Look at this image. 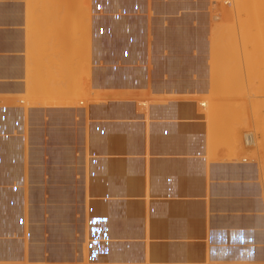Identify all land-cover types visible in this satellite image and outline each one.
<instances>
[{"label": "crops", "instance_id": "0c3cea01", "mask_svg": "<svg viewBox=\"0 0 264 264\" xmlns=\"http://www.w3.org/2000/svg\"><path fill=\"white\" fill-rule=\"evenodd\" d=\"M77 1L78 0H42V1L41 0H0V9L2 10V11L0 10V40L2 41V42L0 41V45H1L0 46V169H1L0 170V178H1L0 179V197L2 198V200L0 198V206H1L0 207L1 209L0 210V219H1L0 220V231H1L0 232V238H1L0 239L1 240L0 241V248H1L0 249V259H1L0 264H3V263L4 264H17V263L18 264H34L35 262H36L35 264H40L41 262L44 264H70V263L71 264H80V263L82 264L83 262H84L83 264H93V263L95 264H103V263L104 264L106 263L107 264L108 263L109 264H113V263L114 264L116 263L117 264H122V263L123 264L125 263L126 264H136V263L137 264H200L201 262H202L201 264H206V263L213 264V262L214 264L215 263L216 264H252V263L253 264H264V164L257 159H252L250 156H248V153H244L239 150L236 151V149L233 147L231 149V144H230L231 140L226 135L224 136L219 135L213 129H211L209 122L207 121V119H205L206 115L203 113L204 108L201 106V103L203 101H201V99L199 98L201 95H204L210 89L209 79L205 78V73L207 75L210 68L204 65L205 57L206 58L209 57V54H208L209 51L204 50L202 32L198 33V27L202 26V21H203V14H202L203 0H183V1L182 0H169V1L168 0H159V1L158 0H154V1L153 0H149V1L148 0H127V1L126 0H82V4L80 1H78L80 2L79 5H82V6L84 5L85 8L86 9L88 8L89 10L88 12L89 14L87 15V18L89 19L84 18L87 20L84 21L83 19V22L84 23L87 22V23L83 25H81V22H82L81 19L85 15L84 14L82 16L83 11L85 9L83 10L82 8H80V6H78L79 8H77L76 7V3H78ZM48 3L50 4L49 6H48ZM172 3H174V5ZM62 4H64V6ZM73 4L75 7L73 6ZM65 6L68 8V10L65 9L66 8ZM37 7L40 9H38ZM60 7L62 10L57 9ZM76 8L78 12L75 11ZM65 10H67V14H68L67 16H70V17L65 16L66 15ZM71 12H74V13L69 14ZM76 12L77 13L81 12L82 13L80 14L81 16H79V14H76ZM85 12L87 14V10L84 11V13ZM60 14L62 17H60ZM186 15H189V16H186ZM45 16L47 19L45 18ZM113 16H115L116 18ZM79 17H81L80 20H79ZM143 17H144V20H143ZM133 18H135L134 19L135 21L133 20ZM70 19L72 21H70ZM153 19L154 21H152ZM49 20H51V22H49ZM76 20H78L79 22L81 21V22L79 23ZM63 21L67 24L69 22V25L65 24ZM75 22L76 23L78 22L81 25V27L83 26L82 27L83 29L81 28V30H79V31L83 30L82 31L83 35L80 32L78 35V39L84 36L80 38L79 40L82 39L83 42L84 40L85 41L87 40L89 42V44L87 41L83 43L84 45L86 44L87 46H89V48L87 47V50H85L86 52L84 54L85 56L86 55L87 56L85 57L84 55L81 54L82 56H79V57H84V59L86 58L85 60L86 61L89 60L90 65H91L87 67L88 72H87V75H85V77L83 78L82 83L84 84V87L87 88V90L90 92L92 97L90 99H87L88 101L82 100L80 102H77L76 93H75V91L77 90V86L80 87V84H82L80 81L81 67H77V64H76V59H77L76 53L77 52H76V45L74 43L77 42L76 41L77 40V37H76L77 28L74 25L76 24ZM94 22H96L97 24ZM48 23H52V24H48ZM85 25H87L86 26L87 28H85ZM59 26L60 28L62 27L61 28L62 30H60V28H57ZM68 26H70L71 30L70 28H67ZM53 28L55 29L53 30ZM56 28L61 33L59 32L58 34ZM154 28L156 29L154 30ZM190 28L191 29L193 28V30H191ZM67 29L69 30V32L71 31L72 34L71 32L68 33ZM85 31L86 32L88 31L87 32L88 34ZM142 31H144L146 35ZM80 34L82 36H80ZM84 34L86 35L87 39L85 38ZM68 35L69 36L72 35V37L71 36L69 37ZM189 35H191V37ZM199 35H201V37ZM69 38L71 39L69 40ZM64 40L66 41V45L63 43ZM82 41H79V42L82 43ZM135 43H136V46H135ZM140 43L144 46H142ZM64 45L72 47L71 49L69 47L71 52L68 48H67L68 52H66L67 49L64 50L66 48ZM164 47H166V49ZM179 47H181L182 50ZM193 50H196V51L193 52ZM154 51H156V53ZM97 53L99 56L97 55ZM181 56L182 57L185 56L183 57L185 59H183ZM53 57L55 58L53 59ZM114 57L118 59L116 60ZM200 58H202L203 60L202 59L199 60ZM129 60L130 62H128ZM184 60H187V61H184ZM189 60L191 63L189 62ZM182 61H184V63L186 64H184ZM70 62L73 65L70 64ZM58 64L63 65V67ZM28 67L29 69L27 70ZM101 67L104 69H102ZM160 67H163V68L161 69ZM165 67L167 70L165 69ZM59 68L62 69V71ZM53 70H55V73L53 72ZM26 72H28L29 75L26 74ZM56 72L58 74H56ZM132 76L133 78H131ZM104 79H106V81ZM54 80L56 81V83H54ZM57 83L59 85L61 84L60 87L58 86ZM62 85L64 86V89L62 88ZM154 85H157V86H154ZM108 86H110V88ZM26 89L29 90L30 93ZM33 91H36V93H34ZM67 92H69V94H67ZM111 92H114V93H111ZM63 94H65L66 96L65 95L63 96ZM30 95L32 96L30 97ZM177 97H180V98H177ZM138 99L140 100L137 101ZM151 101L154 104L156 102L158 103H156L154 106ZM184 101H186L187 103ZM169 103L171 105H169ZM194 103H196V105H194ZM166 105L169 108H167ZM177 105H180V107ZM187 105H190V106H187ZM108 106H111V107H108ZM31 107L34 110H32ZM178 108L180 109V111ZM56 109L58 110L56 111ZM174 112H176V114ZM59 115L60 117H58ZM139 117L140 118L142 117V118L139 119ZM85 124L88 128L85 126ZM94 125L95 126L97 125V126L94 127ZM200 126H202L204 130L200 128ZM180 127H182L183 129V130L181 129L182 131L181 130L179 131ZM99 128L102 133L99 131ZM185 128L186 129L189 128V129L186 130ZM83 130H84V133L82 132ZM120 130L122 131V133L120 132ZM154 130L155 132H153ZM165 130L167 133L166 132L164 133ZM157 131L158 133H156ZM194 131H197V132H194ZM113 133H115V135L117 134V136H115ZM172 135H174V137ZM193 135H196L197 137ZM163 136L165 137L167 136L166 139ZM179 136L181 137L180 139H179ZM225 137L229 139L228 141L230 145H228V141H225L227 140ZM9 138L11 141L9 140ZM168 138H173V140L168 139ZM63 139L65 142L63 141ZM99 139H101L102 141ZM8 141L10 144L8 143ZM160 141H162V143ZM220 142L223 144L224 143L227 144L225 145L226 147L224 145L221 146ZM116 143L118 144L116 145ZM119 143L121 144L120 146H119ZM64 144L67 146H65ZM6 146H9L10 148ZM220 146H221V149L219 148L220 149L219 151L218 147ZM120 147L122 149V152H121V149H119ZM91 149H92V152H91ZM145 149H146V152H145ZM161 149L163 150V153ZM109 151L111 154L108 153ZM116 152L117 154H115ZM90 153H93V154H90ZM216 153H218L219 156L220 155L223 156L224 154V156L223 157L220 156L221 157L220 158L217 155L218 156L217 157ZM232 156H234V158ZM96 158L100 159L99 162H98V159ZM118 158H120L119 161H117ZM110 159L113 161H111ZM218 164L222 166L220 167ZM112 170H115V172ZM9 171H11V173ZM26 171H27V175L29 174L28 176L26 175L27 177L25 176V174H23V173H26ZM95 173L98 176H96ZM136 175L138 176L136 177ZM56 177H58L57 179L59 180H57ZM103 180H104V183H103ZM111 181H113L112 184H110ZM140 181L142 183H140ZM114 185L116 186V188ZM219 185L223 186V188ZM27 187L31 189L28 190ZM51 189L53 191H51ZM24 190L25 192H23ZM132 191L134 192V194ZM11 192L13 194H11ZM26 192H27V195H26ZM54 192L56 193L54 194ZM57 193L59 194L61 193V194L59 195ZM101 193L103 195H100ZM10 195H12L11 198L9 197ZM21 195L22 196L24 195V196L22 197ZM38 195L41 198L38 197ZM25 198L27 199L25 200ZM100 200L102 201L103 204L101 203ZM166 200L168 203H166ZM124 201L126 204L124 203ZM114 202L117 204H115ZM25 203L26 205H29V207L26 206ZM9 204L10 205L12 204V206H9ZM56 207H59V208L56 209ZM28 209H29V212L27 211ZM114 211H116V213ZM121 212L123 213V215ZM21 213L22 214L24 213L23 216ZM108 214H110V216H108ZM112 216H115V217H112ZM3 218L5 221L6 220L7 221L5 222ZM25 218L27 219V221L24 220ZM95 218H97L98 220ZM228 220L231 223H229ZM53 221H55L56 223ZM35 223H37V225ZM41 223H42V226H40ZM111 223H112V226H111ZM105 226L106 227L109 226L112 230H110V228H106ZM258 227L260 228V230ZM224 229H226V231ZM239 229L241 230L240 232L242 233L239 232ZM67 231H70V232H67ZM97 231H99L100 233ZM166 233L167 235H165ZM260 233L261 234L263 233V234L261 235ZM133 234L135 237L133 236ZM112 235L113 236L118 235V236L116 238V237H112ZM250 240H252L253 242ZM13 241L17 243L14 244ZM102 241H104L105 243ZM138 244L139 246H137ZM82 245H84V248L86 247L87 250L86 249L84 250ZM99 245L101 246L99 247ZM176 245L177 246L179 245V246L177 247ZM210 245L214 248H212ZM194 247H196V249H194ZM236 247L238 250L236 249ZM91 248L94 250H92ZM112 248H114V250ZM107 251L109 252V254H107ZM123 253L127 255H124ZM241 253L242 254L244 253V254L242 255ZM6 254L8 255L9 258L7 257ZM120 254H122V256ZM69 255L72 257H70ZM83 255L84 257L86 255L87 256L84 258L82 257ZM108 255L110 257H108ZM47 256H49V258ZM257 257L259 260L257 259ZM199 259L201 261H199Z\"/></svg>", "mask_w": 264, "mask_h": 264}, {"label": "rangeland", "instance_id": "374dc122", "mask_svg": "<svg viewBox=\"0 0 264 264\" xmlns=\"http://www.w3.org/2000/svg\"><path fill=\"white\" fill-rule=\"evenodd\" d=\"M209 1V2H208ZM253 1H256V0H252V1H244V2H241V7L244 9V10H241V14L238 15L237 13V5L235 3V0H203V10H202V14H203V20L205 21H202V26H199L198 27V33H201L203 34V44H204V50L205 51H209V57L205 58V62L204 64L206 66H208L209 68L211 67L212 70L214 71V68H215V71L212 72V71H209L208 72V76H206L205 74V78H208L209 79V82H214L213 86H210V89H209V92L205 93L204 95H202V97L200 96L199 98L202 99L201 101H205L207 102L208 104L204 107L203 111L205 113V115H207V121L209 122L210 126H212L211 128L219 135H228L227 137L232 141L234 142L232 146H236L235 149L238 151H241V152H244V153H248V156H250L252 159H257L259 161H261L263 164H264V103L261 102V99L264 98V95H262V93H260V91L262 90H259L260 88L264 87H260V82L263 83V81L261 80L262 79V76L264 75V70L262 71V69H264V58L262 59L261 57V54L264 53V16L262 15V13L264 12V7H261L264 5V0H257L256 2L258 3L256 6H257V10L255 8H253V5H255V2L254 4L252 3ZM261 1V2H260ZM248 3V5H247ZM252 3V6H250ZM262 4V5H261ZM212 7H211V6ZM206 6V7H205ZM239 7V8H241ZM250 8V9H249ZM209 9V10H207ZM247 9V10H246ZM254 9L257 11V15H255V11ZM212 10V11H211ZM240 10V9H238ZM206 11V12H205ZM245 11V13H243ZM259 11V12H258ZM211 12V13H210ZM240 12V11H239ZM247 12V14H246ZM208 13V14H207ZM261 13V14H260ZM249 14V15H248ZM264 14V13H263ZM212 15V16H211ZM248 15V16H246ZM262 16V17H261ZM240 17V18H239ZM242 18V19H241ZM261 18V19H260ZM244 19H246V25L247 27H250L251 30L253 29V34L251 36H249V32H246L247 36L244 35L245 31L243 32L244 29H242L240 27V20H241V24L242 22H244ZM250 19V20H249ZM262 20V21H260ZM261 22V23H256V22ZM78 23L75 24V27H77V42H76V46L78 48H83L84 46H87V45H84V44H80V42L78 41V26H76ZM216 24L219 26V25H223L222 27L224 28V32L222 31V33H220V29H218L219 27L216 26ZM232 24V25H231ZM258 24V26H257ZM206 25V26H204ZM210 25V26H209ZM225 25H228L226 28H225ZM243 25V28L246 29V31L248 30L247 27L245 26L244 27ZM216 27L218 30H214L215 28L213 27ZM232 26V27H231ZM80 27V26H79ZM200 28V29H199ZM228 28V29H227ZM222 29V28H221ZM232 29V31H231ZM206 30V31H205ZM250 30V29H249ZM214 31H217L216 33ZM231 34H230V32ZM235 31V32H234ZM206 32V34H204ZM227 32V33H226ZM244 34H243V33ZM217 33L219 34V36H217ZM224 34V35H222ZM226 34V35H225ZM229 34L232 36L231 38L229 37ZM228 35V37H227ZM236 35V36H235ZM221 37H222V40H221ZM225 37V38H224ZM207 41V42H206ZM223 41V42H221ZM225 41V42H224ZM207 43V44H206ZM80 44V45H79ZM81 45H84V46H81ZM206 46V47H205ZM88 47V46H87ZM86 47H84L85 49ZM89 48V47H88ZM208 48V50H207ZM77 49V48H76ZM79 49V52L80 50ZM84 49H82L84 51ZM87 50V48H86ZM224 50V51H223ZM81 51V52H83ZM217 51V52H216ZM80 52V53H81ZM256 53H261L260 54V57L259 58ZM79 53H77L78 55ZM83 54V53H82ZM250 54V55H249ZM257 55L258 58H255V56L252 57V55ZM220 55V56H219ZM246 55V56H245ZM218 56V57H217ZM248 56H251L253 59H251V57H248ZM263 56V54H262ZM220 57L222 59H220ZM250 58L251 60L249 61L250 65L249 66V63H248V58ZM81 57H80V60L79 58L76 59V64H77V67H81V79L83 80V78L85 77V75H87V72L88 70L87 67L90 66V62L89 61H86L85 59L81 62ZM215 59V60H214ZM78 60V61H77ZM218 60V61H216ZM260 60H262L260 62ZM80 61V62H79ZM229 61V62H228ZM252 61V62H251ZM226 62V65L228 63H231L232 65H238L236 66L237 68L239 67V71L237 70L236 67H232L237 70V72H240L243 74V76L241 77L242 79L244 78V80L242 82L241 79L237 80V81H233L234 82V85L233 83L230 81L231 79H233V77L235 76H232L231 72L232 71H235L234 69H232L230 67V64L227 65V67L223 66V63L225 64ZM228 62V63H227ZM82 63V64H81ZM252 63V64H251ZM261 63V64H260ZM86 64V65H85ZM263 64V65H262ZM210 65V66H209ZM261 65V66H260ZM84 66V67H83ZM86 66V68H85ZM222 66V67H221ZM228 66L230 69H232L230 72L228 69ZM247 66H249V68H247ZM219 67L218 71H217V68ZM250 67L253 68L257 75V77L255 78V81L253 79V82L254 84L250 81L249 77L251 75H254L253 74H249L248 72L250 71ZM84 70H83V69ZM210 68V69H211ZM223 68V69H222ZM222 71H221V70ZM226 69V70H225ZM249 70V71H248ZM225 71V72H224ZM218 72V73H217ZM227 72V73H226ZM236 72V71H235ZM233 72V74L235 73ZM251 72H252V69H251ZM250 72V73H251ZM262 72V73H261ZM226 73V74H224ZM231 75H230V74ZM236 74V78L239 77L237 76V73ZM241 74V75H242ZM225 75V76H224ZM229 75V79L231 77V79L229 80V82L232 83V87L230 90L228 87H231L230 83L228 84V76ZM248 75V76H247ZM250 75V76H249ZM213 76V77H212ZM256 76V75H255ZM212 77V78H211ZM217 77V78H216ZM222 77V78H221ZM227 79H226V78ZM261 79H260V78ZM240 78V77H239ZM258 78V79H257ZM264 78V76H263ZM80 79L81 83H82V80ZM257 79V80H256ZM234 80V79H233ZM236 80V79H235ZM249 80V81H248ZM236 82V83H235ZM243 82L245 83L244 85ZM252 83V84H251ZM256 83V84H255ZM240 84V85H239ZM82 85L84 84H80V87H77V93H76V100L77 102H80L82 100H87V99H90L92 96L90 94V92L87 90V88L83 87ZM229 85V86H228ZM255 85V86H254ZM223 86V87H222ZM238 86H239V90L238 89ZM243 86V89L241 87ZM253 86V87H252ZM258 86V93L256 92L255 90V87ZM218 87V88H217ZM222 87V88H220ZM212 88V89H211ZM228 89V90H227ZM254 91H253V90ZM232 90V91H231ZM239 90V91H237ZM247 90V91H246ZM88 91V92H86ZM225 91H228V93ZM237 92V93H235ZM239 92V93H238ZM244 92V93H243ZM253 92V93H252ZM255 92V94H254ZM87 93V94H85ZM212 93H216L217 94V98L216 95L214 97V94ZM82 94V95H81ZM219 94V95H218ZM229 94V95H227ZM243 94V95H242ZM260 94V95H259ZM264 94V93H263ZM209 95V96H208ZM256 95V96H255ZM259 95V96H258ZM204 96V97H203ZM207 96V97H206ZM233 98H232V97ZM240 96V97H239ZM252 96V97H251ZM258 96V97H257ZM212 97V98H211ZM214 97V98H213ZM222 97V98H221ZM249 97V98H248ZM257 98V99H256ZM259 98V99H258ZM211 99H216L217 102L219 103H224V104H227L228 107H229V110L233 111V115H229L227 118L225 117H222L223 122H220L221 119H218L220 120L218 123H215V121L211 120L208 118V113L206 114V112L209 111V107L210 106V100ZM219 99V100H218ZM225 99V102H223V100ZM235 99V100H233ZM237 99L239 101H237ZM253 99V101H252ZM230 102H227L229 101ZM232 100V101H231ZM214 101V100H212ZM234 101V102H233ZM236 101V102H235ZM260 101V102H259ZM215 102V101H214ZM213 102V103H214ZM242 102H245V104L243 105ZM254 102V103H253ZM258 102V103H256ZM212 103V104H213ZM231 104V105H230ZM233 104V105H232ZM237 104L239 106H237ZM243 105L246 106L243 108H241ZM232 106V107H230ZM248 106V107H247ZM241 109H239V108ZM231 108V109H230ZM233 108V109H232ZM239 109V111L241 110L242 113H237V110ZM247 110V111H246ZM237 113V114H242V118L238 117L240 119V121L242 120V122L240 123H236L238 121V118L236 117V115L234 114ZM246 114L247 112V115ZM231 113V112H230ZM245 115V116H244ZM233 117V118H232ZM217 118V117H216ZM237 119L236 121L234 120L235 124H236V127L233 126L234 122L233 119ZM230 119V120H229ZM250 119V120H249ZM214 120H217V119H214ZM232 120V121H231ZM245 120V121H244ZM248 120V121H247ZM247 121V122H246ZM232 122L231 124V127H230V123ZM220 124V125H219ZM234 124V125H235ZM241 124V126H240ZM246 124V125H245ZM214 125V126H213ZM243 125V126H242ZM245 125V126H244ZM218 129H216L215 128ZM234 128H233V127ZM240 126V127H239ZM223 129L222 132H219L221 128ZM231 128V129H230ZM241 128H243V130H241ZM227 130V131H226ZM236 131V134L235 132L233 133V136L231 134V131ZM242 131V132H241ZM229 132V134H228ZM245 132H252L254 133L255 135V138H256V141L255 143L250 146V147H245L244 144H243V135ZM226 133V134H225ZM231 134V135H230ZM235 134V135H234ZM239 135V136H238ZM230 136V137H229ZM236 136V138H235ZM232 138L234 140H232ZM240 143H239V142ZM236 144V145H235Z\"/></svg>", "mask_w": 264, "mask_h": 264}, {"label": "bare ground", "instance_id": "6f19581e", "mask_svg": "<svg viewBox=\"0 0 264 264\" xmlns=\"http://www.w3.org/2000/svg\"><path fill=\"white\" fill-rule=\"evenodd\" d=\"M41 1H42V0H41ZM78 1H80L81 4H82V0H78ZM78 1H77V2H78ZM126 1H127V0H126ZM148 1H149V0H148ZM153 1H154V0H153ZM158 1H159V0H158ZM168 1H169V0H168ZM182 1H183V0H182ZM214 1H216V0H214ZM244 1H245V0H235V3H236V5H237V13H238V15L241 14V10H244V9L240 6V5H241V2H244ZM246 1H249V0H246ZM250 1H252V0H250ZM256 1H257V0H256ZM256 1H253V2H252L253 4H254V2H255V5H253V8H255V9L257 8L256 5L259 3V2L257 3ZM28 2H29V1H28ZM62 2H64V1H62ZM80 2L76 3V7L79 8L78 6H80V8H82L83 10L85 9L84 11L87 10V14H86V12L84 13V11H83L82 9H81V10L83 11V14H82L81 12H80V13H77V12H78V11H77V8L75 9V11H77L76 14H79V16H81L80 14H82V16H83L84 14L86 15V17H85V15H84L83 18L81 19L82 22L80 21V22H81V25H83V24H86V23H87V22L84 23V22H83V19H84V18H87V15L89 14V13H88L89 10H88V8L86 9L84 5H83L84 7H83L82 5H79ZM115 2H116V1H115ZM176 2H177V1H176ZM176 2H175V3H176ZM189 2H190V1H189ZM200 2H201V1H200ZM208 2H209V1H208ZM260 2H261V1H260ZM18 3H19V2H18ZM25 3H26V2H25ZM118 3H119V2H118ZM118 3H117V4H118ZM129 3H130V2H129ZM244 3H245V2H244ZM252 3H251L250 6H252ZM29 4H30V3H29ZM45 4H46V3H45ZM55 4H56V3H55ZM64 4H65V3H64ZM64 4H62V5L64 6ZM145 4H146V3H145ZM148 4H149V3H148ZM172 4L174 5V3H172ZM245 4H246V3H245ZM49 5H50V4L48 3V6H49ZM127 5H128V4H127ZM180 5H181V4H180ZM187 5H188V4H187ZM247 5H248V3H247ZM261 5H262V4H261ZM31 6H32V5H31ZM46 6H47V5H46ZM73 6H74V4H73ZM122 6H123V5H122ZM131 6H132V5H131ZM135 6H136V5H135ZM148 6H149V5H148ZM210 6H211V5H210ZM15 7H16V6H15ZM44 7H45V6H44ZM53 7H54V6H53ZM65 7H66V6H65ZM74 7H75V6H74ZM107 7H108V6H107ZM116 7H117V6H116ZM156 7H157V6H156ZM156 7H155V8H156ZM184 7H185V6H184ZM194 7H196V6H194ZM205 7H206V6H205ZM211 7H212V6H211ZM239 7H241V8H239ZM261 7H264V5L261 6ZM9 8H10V7H9ZM37 8H38V7H37ZM50 8H52V7H50ZM55 8H56V6H55ZM123 8H125V7H123ZM130 8H131V7H130ZM137 8H138V7H137ZM157 8H158V7H157ZM157 8H156V9H157ZM177 8H178V7H177ZM188 8H189V7H188ZM38 9H40V8H38ZM57 9H61V7H60V8H57ZM65 9L68 10L67 7H66ZM165 9H166V8H165ZM238 9H240V10H238ZM249 9H250V8H249ZM255 9H254V11H255V15H257V14H256V13H257V11H256L257 9H256V10H255ZM0 10H1V9H0ZM41 10H42V9H41ZM52 10H53V9H52ZM61 10H62V9H61ZM67 10H65V14H66L65 16L68 15V14H67ZM73 10H74V9H73ZM79 10H80V9H79ZM134 10H135V9H134ZM148 10H149V9H148ZM152 10H153V9H152ZM159 10H160V9H159ZM207 10H209V9H207ZM246 10H247V9H246ZM1 11H2V10H1ZM154 11H155V10H154ZM182 11H183V10H182ZM211 11H212V10H211ZM239 11H240V12H239ZM263 11H264V10H263ZM9 12H10V11H9ZM13 12H14V11H13ZM38 12H39V11H38ZM42 12H43V11H42ZM44 12H45V11H44ZM49 12H50V11H49ZM69 12H70V11H69ZM122 12H123V11H122ZM157 12H158V11H157ZM163 12H164V11H163ZM185 12H186V11H185ZM192 12H193V11H192ZM205 12H206V11H205ZM258 12H259V11H258ZM59 13H60V12H59ZM59 13H58V14H59ZM73 13H74V12H71V13H69V14H73ZM139 13H140V12H139ZM150 13H151V12H150ZM210 13H211V12H210ZM243 13H245V11H244ZM263 13H264V12H263ZM263 13H262V15L264 16ZM117 14H118V13H117ZM135 14H136V13H135ZM159 14H160V13H159ZM167 14H168V13H167ZM176 14H177V13H176ZM187 14H188V13H187ZM193 14H194V13H193ZM207 14H208V13H207ZM246 14H247V12H246ZM260 14H261V13H260ZM6 15H7V14H6ZM12 15H13V14H12ZM19 15H20V14H19ZM43 15H44V14H43ZM115 15H116V14H115ZM118 15H119V14H118ZM132 15H133V14H132ZM148 15H149V14H148ZM191 15H192V14H191ZM199 15H200V14H199ZM248 15H249V14H248ZM248 15H246V16H248ZM46 16H47V14H46ZM46 16H45V18H46ZM150 16H151V14H150ZM154 16H155V15H154ZM184 16H185V15H184ZM186 16H189V15H186ZM211 16H212V15H211ZM239 16H240V15H239ZM42 17H44V16H42ZM53 17H54V16H53ZM60 17H62L61 14H60ZM67 17H70V16H67ZM93 17H94V16H93ZM113 17H115V16H113ZM119 17H120V16H119ZM248 17H249V16H248ZM261 17H262V16H261ZM14 18H15V17H14ZM14 18H13V19H14ZM39 18H40V17H39ZM80 18H81V17H79V20H80ZM115 18H116V17H115ZM123 18H124V17H123ZM125 18H126V17H125ZM141 18H142V17H141ZM165 18H166V17H165ZM172 18H173V17H172ZM239 18H240V17H239ZM4 19H5V18H4ZM4 19H3V20H4ZM13 19H12V20H13ZM46 19H47V18H46ZM62 19H63V18H62ZM62 19H61V20H62ZM65 19H66V18H65ZM87 19H89V18H87ZM87 19H84V21L87 20ZM111 19H112V18H111ZM134 19H135V18H133V20H134ZM136 19H138V18H136ZM167 19H168V18H167ZM174 19H175V18H174ZM186 19H187V18H186ZM193 19H194V18H193ZM200 19H202V18H200ZM241 19H242V18H241ZM260 19H261V18H260ZM55 20H56V19H55ZM68 20H69V19H68ZM121 20H122V19H121ZM143 20H144V17H143ZM157 20H158V19H157ZM183 20H184V19H183ZM189 20H190V19H189ZM205 20H206V19H205ZM205 20H203V21H205ZM249 20H250V19H249ZM42 21H43V20H42ZM56 21H57V20H56ZM65 21H66V20H65ZM70 21H72V20L70 19ZM76 21H78V20H76ZM93 21H94V20H93ZM116 21H117V20H116ZM134 21H135V20H134ZM138 21H139V20H138ZM147 21H148V20H147ZM152 21H154V19H153ZM166 21H167V20H166ZM186 21H188V20H186ZM260 21H262V20H260ZM49 22H51V20H49ZM63 22H64V21H63ZM78 22H79V21H78ZM78 22H77V23H78ZM80 22H79V23H80ZM88 22H89V20H88ZM157 22H158V21H157ZM173 22H174V21H173ZM197 22H198V21H197ZM255 22H256V21H255ZM54 23H55V22H54ZM58 23H60V22H58ZM61 23H62V22H61ZM64 23H65V22H64ZM75 23H76V22H75ZM79 23H78V24H79ZM94 23H96V22H94ZM137 23H138V22H137ZM141 23H142V22H141ZM182 23H184V22H182ZM199 23H200V22H199ZM199 23H198V24H199ZM256 23L259 24V23H261V22H256ZM262 23H264V22H262ZM48 24H52V23H48ZM65 24H67V23H65ZM78 24H77L76 26H78V29L80 28L79 30H81V28H82L83 26L81 27V25H80V24L78 25ZM88 24H89V23H88ZM88 24H87V25H88ZM96 24H97V23H96ZM144 24H145V23H144ZM200 24H201V23H200ZM244 24H246V19H244V22H242V24H241V20H240V27H241L242 29H244L243 32L245 31V32H244L245 34H244L243 32H242V33H243L244 35L247 36L246 32H249V31H250V32H249V33H250L249 36H251V35L254 33V32H253V29L251 30L250 27H247V26L244 25ZM258 24H257V26H258ZM46 25H47V24H46ZM62 25H63V24H62ZM62 25H61V26H62ZM67 25H69V22H68ZM74 25H75V24H74ZM87 25H85V28H87V27H86ZM122 25H123V24H122ZM152 25H153V24H152ZM190 25H191V24H190ZM231 25H232V24H231ZM243 25H244V27H245V26L247 27V29H248L247 31H246L245 28H243ZM1 26H2V25H1ZM44 26H45V25H44ZM51 26H52V25H51ZM79 26H80V27H79ZM113 26H114V25H113ZM141 26H142V25H141ZM143 26H144V25H143ZM153 26H154V25H153ZM204 26H206V25H204ZM209 26H210V25H209ZM216 26L219 27L218 29H220V30H219L220 33H222V31L224 32V28L222 27L223 25H219V26H218V25L216 24ZM227 26H228V25H225V28H226ZM47 27H48V26H47ZM52 27H53V26H52ZM52 27H51V28H52ZM166 27H167V26H166ZM172 27H173V26H172ZM184 27H185V26H184ZM184 27H183V28H184ZM206 27H207V26H206ZM231 27H232V26H231ZM45 28H46V27H45ZM57 28H60V26L57 27ZM57 28H56V29H57ZM61 28H62V27H61ZM61 28H60V30H62ZM67 28H70V26H68ZM72 28H73V27H72ZM76 28H77V27H76ZM85 28H84V29H85ZM136 28H137V27H136ZM146 28H147V27H146ZM148 28H149V27H148ZM152 28H153V27H152ZM157 28H158V27H157ZM159 28H160V27H159ZM169 28H170V27H169ZM213 28H215L214 30H218L215 26H214ZM221 28H222V29H221ZM54 29H55V28H53V30H54ZM64 29H65V27H64ZM74 29H75V28H74ZM82 29H83V28H82ZM117 29H118V28H117ZM155 29H156V28H154V30H155ZM185 29H186V28H185ZM190 29H191V28H190ZM199 29H200V28H199ZM227 29H228V28H227ZM249 29H250V30H249ZM38 30H39V29H38ZM50 30H51V29H50ZM67 30H68V29H67ZM70 30H71V28H70ZM87 30H88V29H87ZM122 30H123V29H122ZM128 30H129V29H128ZM141 30H142V29H141ZM165 30H166V29H165ZM191 30H193V28H192ZM51 31H52V30H51ZM55 31H56V30H55ZM82 31H83V30H82ZM82 31H78V32H79V33H80V32L82 33ZM114 31H115V30H114ZM129 31H130V30H129ZM132 31H133V30H132ZM132 31H131V32H132ZM144 31H145V30H144ZM144 31H142V32L144 33ZM146 31H147V30H146ZM174 31H175V30H174ZM184 31H185V30H184ZM205 31H206V30H205ZM231 31H232V29H231ZM53 32H54V31H53ZM57 32H58V34H59L60 31H58V29H57ZM70 32H71V31H70ZM70 32H69V30H68V33H70ZM74 32H75V30H74ZM85 32H86V31H85ZM87 32H88V31H87ZM87 32H86V33H87ZM190 32H191V31H190ZM214 32L216 33L217 31H214ZM229 32H230V31H229ZM234 32H235V31H234ZM45 33H46V32H45ZM47 33H48V32H47ZM60 33H61V32H60ZM62 33H63V32H62ZM79 33H78V35H79ZM135 33H136V32H135ZM139 33H140V32H139ZM146 33H147V32H146ZM158 33H159V31H158ZM161 33H162V32H161ZM165 33H166V32H165ZM181 33H182V32H181ZM226 33H227V32H226ZM71 34H72V32H71ZM76 34H77V33H76ZM87 34H88V33H87ZM133 34H134V33H133ZM144 34H145V33H144ZM150 34H151V33H150ZM152 34H153V33H152ZM182 34H183V33H182ZM194 34H196V33H194ZM204 34H206V32H205ZM230 34H231V32H230ZM230 34H229V37L231 38V37H232V36H231L232 34H231V35H230ZM26 35H27V34H26ZM42 35H43V34H42ZM48 35H49V34H48ZM60 35H61V34H60ZM82 35H83V33H82ZM82 35L80 34V36H82ZM84 35H85V34H84ZM94 35H95V34H94ZM97 35H98V34H97ZM109 35H110V34H109ZM145 35H146V34H145ZM153 35H154V34H153ZM168 35H169V34H168ZM168 35H167V36H168ZM222 35H224V34H222ZM225 35H226V34H225ZM68 36H69V35H68ZM70 36L72 37V35H70ZM70 36H69V37H70ZM80 36H79V37H80ZM98 36H99V35H98ZM100 36H101V35H100ZM114 36H115V35H114ZM141 36H142V35H141ZM150 36H151V35H150ZM169 36H170V35H169ZM185 36H186V35H185ZM189 36L191 37V35H189ZM199 36L201 37V35H199ZM202 36H203V35H202ZM217 36H219L218 33H217ZM235 36H236V35H235ZM58 37H59V36H58ZM64 37H65V35H64ZM76 37H77V35H76ZM82 37H84V36H82ZM82 37H80V38H82ZM94 37H95V36H94ZM137 37H138V36H137ZM155 37H156V36H155ZM171 37H172V36H171ZM200 37H199V38H200ZM227 37H228V35H227ZM229 37H228V38H229ZM1 38H2V37H1ZM48 38H49V37H48ZM61 38H63V37H61ZM80 38H79V39H80ZM85 38H86V35H85ZM96 38H97V37H96ZM143 38H144V37H143ZM174 38H175V37H174ZM178 38H179V37H178ZM183 38H184V37H183ZM183 38H182V39H183ZM187 38H188V37H187ZM224 38H225V37H224ZM6 39H7V38H6ZM9 39H10V38H9ZM52 39H53V37H52ZM59 39H60V38H59ZM70 39H71V38H69V40H70ZM73 39H74V38H73ZM73 39H72V40H73ZM79 39H78V41H82V39H81V40H79ZM83 39H84V38H83ZM86 39H87V38H86ZM88 39H89V38H88ZM117 39H118V37H117ZM150 39H151V38H150ZM62 40H63V39H62ZM65 40H67V39H65ZM65 40H64L63 43L66 45V41H65ZM97 40H98V39H97ZM135 40H136V39H135ZM135 40H134V41H135ZM202 40H203V38H202ZM221 40H222V37H221ZM0 41H1V40H0ZM17 41H18V40H17ZM19 41H20V40H19ZM76 41H77V40H76ZM76 41H75V42H76ZM86 41H87V40H86ZM86 41L84 40V42H86ZM148 41H149V40H148ZM159 41H160V40H159ZM167 41H168V40H167ZM180 41H181V40H180ZM190 41H191V40H190ZM1 42H2V41H1ZM69 42H70V41H69ZM84 42L82 41V43H80V44H83ZM87 42H88V41H87ZM97 42H98V41H97ZM121 42H122V41H121ZM132 42H133V41H132ZM143 42H144V41H143ZM192 42H193V40H192ZM199 42H200V41H199ZM201 42H202V41H201ZM203 42H204V41H203ZM206 42H207V41H206ZM221 42H223V41H221ZM224 42H225V41H224ZM9 43H10V42H9ZM19 43H20V42H19ZM61 43H62V42H61ZM77 43H78V42H77ZM118 43H119V42H118ZM136 43H137V42H136ZM136 43H135V46H136ZM146 43H147V42H146ZM154 43H155V42H154ZM161 43H162V41H161ZM177 43H178V42H177ZM25 44H26V43H25ZM71 44H73V43H71ZM74 44H76V43H74ZM80 44H79V45H80ZM88 44H89V42H88ZM120 44H121V43H120ZM133 44H134V43H133ZM140 44H141V43H140ZM166 44H167V43H166ZM169 44H170V43H169ZM169 44H168V45H169ZM172 44H173V43H172ZM172 44H171V45H172ZM183 44H184V43H183ZM206 44H207V43H206ZM65 45H64V46H65ZM69 45H70V44H69ZM85 45H86V44H85ZM98 45H100V44H98ZM114 45H115V44H114ZM141 45H142V44H141ZM149 45H150V44H149ZM156 45H157V44H156ZM0 46H1V45H0ZM8 46H9V45H8ZM10 46H11V44H10ZM17 46H18V45H17ZM46 46H47V45H46ZM70 46H71V45H70ZM70 46H65L66 48H65L64 50H66L67 48L69 49ZM73 46H74V45H73ZM81 46H84V45H81ZM138 46H139V45H138ZM142 46H144V45H142ZM142 46H141V47H142ZM158 46H159V44H158ZM173 46H174V45H173ZM176 46H177V45H176ZM199 46H200V45H199ZM201 46H202V45H201ZM20 47H21V46H20ZM84 47L87 48V46H84ZM84 47H83L82 49H84ZM88 47H89V46H88ZM141 47H140V48H141ZM169 47H170V46H169ZM171 47H172V46H171ZM203 47H204V46H203ZM205 47H206V46H205ZM56 48H58V47H56ZM63 48H64V47H63ZM71 48H72V47H70V49H71ZM76 48H77V49H76V52L79 53L78 55H77V53H76V57H77V59L79 58V60H80V57H79V56H82V55L85 54V52H86V51H85L86 48L84 49V51H83L81 48H78L77 46H76ZM119 48H120V47H119ZM135 48H136V47H135ZM149 48H150V47H149ZM158 48H159V47H158ZM158 48H157V49H158ZM164 48L166 49V47H164ZM179 48L181 49V47H179ZM189 48H190V47H189ZM18 49H19V48H18ZM47 49H48V48H47ZM68 49H67L66 52H68ZM70 49H69V50H70ZM79 49H81L80 52H81V51H83V52L80 53V52H79ZM143 49H144V48H143ZM44 50H45V49H44ZM153 50H154V49H153ZM158 50H159V49H158ZM181 50H182V49H181ZM187 50H188V49H187ZM201 50H202V49H201ZM207 50H208V48H207ZM3 51H4V50H3ZM16 51H17V50H16ZM26 51H27V50H26ZM88 51H89V50H88ZM88 51H87V52H88ZM126 51H127V50H126ZM194 51H196V50H193V52H194ZM223 51H224V50H223ZM70 52H71V50H70ZM114 52H115V51H114ZM144 52H145V51H144ZM147 52H148V51H147ZM154 52L156 53V51H154ZM169 52H170V51H169ZM179 52H180V51H179ZM202 52H203V51H202ZM216 52H217V51H216ZM5 53H6V52H5ZM82 53H83V54H82ZM126 53H127V52H126ZM130 53H131V52H130ZM157 53H158V52H157ZM159 53H160V51H159ZM164 53H165V52H164ZM185 53H186V52H185ZM189 53H190V52H189ZM205 53H206V52H205ZM1 54H2V53H1ZM81 54H82V55H81ZM93 54H94V52H93ZM109 54H110V53H109ZM120 54H121V53H120ZM148 54H149V53H148ZM198 54H199V52H198ZM208 54H209V53H208ZM210 54H211V53H210ZM210 54H209V55H210ZM256 54L259 55V56H258L259 58H261V57H262V59L264 58V53H262L263 56H262V54L260 53V54H261V57H260V54H259V53H256ZM4 55H5V54H4ZM56 55H57V54H56ZM97 55H98V53H97ZM107 55H108V54H107ZM130 55H131V54H130ZM130 55H129V56H130ZM146 55H147V54H146ZM153 55H154V54H153ZM165 55H166V54H165ZM169 55H170V54H169ZM187 55H188V54H187ZM206 55H207V54H206ZM249 55H250V54H249ZM257 55L255 56V55L253 54L252 57L255 56V58H258ZM84 56H85V55H84ZM86 56H87V55H86ZM86 56H85V57H86ZM92 56H93V55H92ZM98 56H99V55H98ZM131 56H132V55H131ZM160 56H162V55H160ZM179 56H180V55H179ZM219 56H220V55H219ZM245 56H246V55H245ZM107 57H108V56H107ZM149 57H150V56H149ZM149 57H148V58H149ZM156 57H157V56H156ZM181 57H182V56H181ZM183 57H185V56H183ZM183 57H182V58H183ZM196 57H197V56H196ZM217 57H218V56H217ZM248 57H251V56H248ZM248 57H247V58H248ZM252 57H251V59L254 58V57H253V58H252ZM54 58H55V57H53V59H54ZM58 58H59V57H58ZM81 58H82V59H81V62H82V61L84 60V57H81ZM93 58H94V57H93ZM95 58H96V57H95ZM114 58H115V57H114ZM120 58H121V57H120ZM173 58H174V57H173ZM186 58H187V57H186ZM189 58H190V57H189ZM205 58H206V57H205ZM15 59H16V58H15ZM46 59H47V58H46ZM56 59H57V58H56ZM85 59H86V58H85ZM115 59H116V58H115ZM117 59H118V58H117ZM117 59H116V60H117ZM160 59H161V58H160ZM177 59H178V58H177ZM183 59H185V58H183ZM191 59H192V58H191ZM201 59H202V58H200L199 60H201ZM220 59H222V58L220 57ZM248 59H249V60H248V63H249V61H250L251 59H250V58H248ZM44 60H45V59H44ZM153 60H154V59H153ZM158 60H159V58H158ZM161 60H162V59H161ZM181 60H182V59H181ZM202 60H203V59H202ZM214 60H215V59H214ZM45 61H46V60H45ZM60 61H61V60H60ZM77 61H78V60H77ZM88 61H89V60H88ZM132 61H133V60H132ZM134 61H136V60H134ZM154 61H155V60H154ZM184 61H187V60H184ZM184 61H182V62L184 63ZM191 61H192V60H191ZM216 61H218V60H216ZM261 61H262V60H260V62H261ZM48 62H49V61H48ZM79 62H80V61H79ZM117 62H118V61H117ZM128 62H130V60H129ZM128 62H127V63H128ZM152 62H153V61H152ZM156 62H157V60H156ZM156 62H155V63H156ZM168 62H169V60H168ZM172 62H174V61H172ZM189 62H190V60H189ZM228 62H229V61H228ZM228 62H227V63H228ZM251 62H252V61H251ZM6 63H7V62H6ZM42 63H43V62H42ZM51 63H52V62H51ZM55 63H56V62H55ZM105 63H106V62H105ZM122 63H123V62H122ZM124 63H125V62H124ZM190 63H191V62H190ZM205 63H206V62H205ZM70 64H72V63L70 62ZM81 64H82V63H81ZM133 64H134V63H133ZM133 64H131V65H133ZM136 64H137V63H136ZM136 64H135V65H136ZM163 64H164V63H163ZM168 64H169V63H168ZM184 64H186V63H184ZM187 64H188V63H187ZM194 64H196V63H194ZM228 64H230V67H231L232 69H234L233 67L238 66V65H232L231 63H228ZM228 64H227V65H228ZM251 64H252V63H251ZM260 64H261V63H260ZM263 64H264V62H263ZM263 64H262V65H263ZM8 65H9V64H8ZM47 65H48V64H47ZM49 65H50V64H49ZM58 65H61V64H58ZM72 65H73V64H72ZM85 65H86V64H85ZM128 65H129V64H128ZM190 65H191V64H190ZM192 65H193V63H192ZM200 65H201V63H200ZM204 65H205V64H204ZM227 65H226V62H225V64L223 63V66H225V67H227ZM231 65H232L233 67H232ZM27 66H28V65H27ZM31 66H32V64H31ZM44 66H45V65H44ZM61 66L63 67V65H61ZM61 66H60V67H61ZM90 66H91V65H90ZM165 66H166V64H165ZM205 66H206V65H205ZM209 66H210V65H209ZM249 66H251L250 63H249ZM249 66H247V68H249ZM260 66H261V65H260ZM263 66H264V65H263ZM13 67H14V66H13ZM50 67H51V66H50ZM55 67H56V66H55ZM57 67H58V66H57ZM83 67H84V66H83ZM107 67H108V66H107ZM157 67H158V65H157ZM185 67H186V66H185ZM185 67H184V68H185ZM190 67H191V66H190ZM192 67H193V66H192ZM201 67H202V66H201ZM221 67H222V66H221ZM14 68H15V67H14ZM46 68H47V67H46ZM85 68H86V66H85ZM92 68H93V67H92ZM101 68H102V67H101ZM101 68H100V69H101ZM160 68L162 69L163 67H160ZM184 68H183V69H184ZM208 68H209V67H208ZM210 68H211V67H210ZM236 68H237V67H236ZM236 68H235V69H236ZM253 68H254V67H253ZM253 68L250 67V71L248 70V71H249L248 73H249L250 75L254 73V75H251V76L249 75V76H250V77H249L250 81L254 84L253 79H254V81H255V78L257 77L258 74H256L257 72H256V73L254 72L255 70H254ZM28 69H29V67L27 68V70H28ZM30 69H31V67H30ZM49 69H51V68H49ZM55 69H56V68H55ZM59 69H60V68H59ZM82 69H83V68H82ZM87 69H88V68H87ZM87 69H86V70H87ZM100 69H99V70H100ZM102 69H104V68H102ZM108 69H109V68H108ZM108 69H107V70H108ZM130 69H131V68H130ZM165 69H166V67H165ZM178 69H179V68H178ZM185 69H186V68H185ZM218 69H219V67L217 68V71H218ZM222 69H223V68H222ZM228 69H230L229 66H228ZM232 69H230L229 72H230ZM235 69H234V70H235ZM239 69H240V68L238 67L237 70L239 71ZM251 69H252V72H251ZM60 70L62 71V69H60ZM64 70H65V69H64ZM83 70H84V69H83ZM93 70H94V69H93ZM93 70H92V71H93ZM139 70H141V69H139ZM154 70H155V69H154ZM166 70H167V69H166ZM180 70H181V69H180ZM194 70H196V69H194ZM203 70H204V69H203ZM220 70H221V69H220ZM225 70H226V69H225ZM237 70H235L236 72H235V71H232L231 74H232V76H234V75L236 76L235 73H237V76H239L240 78H239V77L236 78V77L234 76V77H233L234 80L231 79V77H230V79H231V80H230V79H229V75H227V76H228V84L230 83V85H231V87H228L229 90H230L231 88H233V87H232V86L234 85V82H233V81H237V80L241 79L240 82H242V81L244 80V78H243V79L241 78V77L243 76V74L241 73V71H240V72H237ZM240 70H241V69H240ZM263 70H264V69H262V71H263ZM65 71H66V70H65ZM78 71H79V70H78ZM105 71H106V70H105ZM105 71H104V72H105ZM108 71H109V70H108ZM123 71H124V70H123ZM131 71H132V70H131ZM155 71H156V70H155ZM159 71H160V70H159ZM159 71H158V72H159ZM168 71H169V69H168ZM184 71H185V70H184ZM191 71H192V70H191ZM191 71H190V72H191ZM197 71H199V70H197ZM207 71H208V69H207ZM209 71L214 72V71H215V68H214V71L212 70V68L209 69ZM221 71H222V70H221ZM53 72L55 73V70H53ZM59 72H60V71H59ZM67 72H68V71H67ZM95 72H96V71H95ZM111 72H112V71H111ZM132 72H133V71H132ZM224 72H225V71H224ZM233 72H235V73L233 74ZM250 72H251V73H250ZM263 72H264V71H263ZM184 73H185V72H184ZM217 73H218V72H217ZM226 73H227V72H226ZM226 73H224V74H226ZM261 73H262V72H261ZM26 74L29 75L28 72H26ZM56 74H58V73L56 72ZM91 74H92V73H91ZM96 74H97V73H96ZM137 74H138V73H137ZM157 74H158V73H157ZM157 74H156V75H157ZM191 74H192V73H191ZM205 74H206V73H205ZM229 74H230V73H229ZM231 74H230V75H231ZM241 74H242V75H241ZM54 75H55V74H54ZM66 75H67V74H66ZM134 75H136V74H134ZM172 75H173V74H172ZM184 75H185V74H184ZM198 75H199V74H198ZM201 75H202V74H201ZM255 75H256V76H255ZM7 76H8V75H7ZM58 76H59V75H58ZM95 76H96V75H95ZM149 76H150V75H149ZM160 76H161V75H160ZM176 76H177V75H176ZM193 76H194V75H193ZM206 76H208V75H206ZM224 76H225V75H224ZM247 76H248V75H247ZM263 76H264V75H263ZM263 76H262V79H261L260 77H259V78H260V79L263 81V83H264V78H263ZM38 77H39V75H38ZM56 77H57V75H56ZM64 77H65V76H64ZM67 77H68V76H67ZM80 77H81V76H80ZM96 77H97V76H96ZM107 77H108V76H107ZM117 77H119V76H117ZM183 77H184V76H183ZM198 77H199V76H198ZM212 77H213V76H212ZM212 77H211V78H212ZM243 77H244V76H243ZM12 78H13V77H12ZM58 78H59V77H58ZM58 78H57V79H58ZM131 78H133V76H132ZM137 78H138V77H137ZM144 78H145V77H144ZM148 78H149V77H148ZM180 78H181V77H180ZM216 78H217V77H216ZM221 78H222V77H221ZM225 78H226V77H225ZM7 79H8V78H7ZM26 79H27V77H26ZM53 79H54V78H53ZM62 79H63V77H62ZM70 79H71V78H70ZM189 79H190V78H189ZM226 79H227V78H226ZM235 79H236V80H235ZM257 79H258V78H257ZM257 79H256V80H257ZM29 80H31V79H29ZM40 80H41V79H40ZM81 80H82V79H81ZM104 80L106 81V79H104ZM108 80H109V78H108ZM113 80H114V79H113ZM170 80H171V79H170ZM177 80H178V79H177ZM229 80L233 83V85H232L231 82H229ZM121 81H122V80H121ZM142 81H143V80H142ZM168 81H169V80H168ZM179 81H180V80H179ZM188 81H189V80H188ZM215 81H216V80H215ZM215 81H214V82H215ZM248 81H249V80H248ZM17 82H18V81H17ZM29 82H30V81H29ZM103 82H104V81H103ZM103 82H102V83H103ZM112 82H113V81H112ZM148 82H149V81H148ZM186 82H187V81H186ZM199 82H200V81H199ZM214 82H211V81H210V82H209L210 86H213ZM26 83H27V82H26ZM38 83H39V82H38ZM54 83H56L55 80H54ZM61 83H62V82H61ZM63 83H64V82H63ZM78 83H79V82H78ZM109 83H110V82H109ZM142 83H143V82H142ZM181 83H182V82H181ZM193 83H194V82H193ZM235 83H236V82H235ZM237 83H238V81H237ZM252 83H251V84H252ZM57 84H58V83H57ZM82 84H83V83H82ZM123 84H124V82H123ZM155 84H156V83H155ZM197 84H198V83H197ZM209 84H208V86H209ZM244 84H245V83L243 82L242 85H244ZM255 84H256V83H255ZM260 84H261L260 87L264 86V84H262V82H260ZM60 85H61V84H60ZM60 85L58 84L59 87H60ZM151 85H152V84H151ZM169 85H170V84H169ZM174 85H175V84H174ZM190 85H191V83H190ZM201 85H202V84H201ZM239 85H240V84H239ZM28 86H29V85H28ZM82 86L84 87V85H82ZM102 86H103V85H102ZM102 86H101V87H102ZM116 86H117V85H116ZM120 86H121V85H120ZM132 86H133V85H132ZM142 86H143V84H142ZM146 86H147V85H146ZM148 86H149V84H148ZM154 86H157V85H154ZM188 86H189V85H188ZM228 86H229V85H228ZM234 86H235V85H234ZM244 86H246V85H244ZM254 86H255V85H254ZM38 87H39V86H38ZM77 87H78V86H77ZM108 87L110 88V86H108ZM111 87H112V86H111ZM123 87H124V86H123ZM129 87H130V86H129ZM168 87H169V86H168ZM189 87H190V86H189ZM192 87H193V86H192ZM200 87H201V86H200ZM222 87H223V86H222ZM222 87H220V88H222ZM240 87H241V86H240ZM252 87H253V86H252ZM260 87H259V88H260ZM55 88H56V86H55ZM62 88L64 89V86H63V85H62ZM99 88H100V87H99ZM148 88H149V87H148ZM198 88H199V87H198ZM205 88H206V87H205ZM208 88H209V87H208ZM217 88H218V87H217ZM241 88H242V90L245 89V88L243 89V86H242ZM257 88H258V86L255 87V90H256ZM259 88H258V89H259ZM27 89H28V88H27ZM27 89H26V90H27ZM29 89H30V88H29ZM39 89H40V88H39ZM46 89H47V88H46ZM127 89H128V88H127ZM132 89H133V88H132ZM174 89H175V88H174ZM185 89H186V88H185ZM211 89H212V88H211ZM238 89H239V86H238ZM258 89H257V90H258ZM30 90H31V89H30ZM59 90H60V89H59ZM111 90H112V89H111ZM149 90H150V89H149ZM180 90H181V89H180ZM180 90H179V91H180ZM227 90H228V89H227ZM239 90H241V89H239ZM239 90H237V91H239ZM252 90H253V89H252ZM257 90H256V92L258 93ZM259 90H262V91H260V93H262V95H264V94H263V93H264V87L260 88ZM5 91H6V90H5ZM27 91L29 92V90H27ZM31 91H32V90H31ZM43 91H44V90H43ZM48 91H49V90H48ZM55 91H56V90H55ZM65 91H66V90H65ZM103 91H104V90H103ZM107 91H108V90H107ZM121 91H122V90H121ZM154 91H156V90H154ZM191 91H192V90H191ZM199 91H200V90H199ZM203 91H204V90H203ZM231 91H232V90H231ZM246 91H247V90H246ZM253 91H254V90H253ZM33 92L36 93V91H33ZM86 92H88V91H86ZM98 92H99V91H98ZM125 92H126V91H125ZM125 92H124V93H125ZM138 92H140V91H138ZM149 92H150V91H149ZM157 92H158V91H157ZM189 92H190V91H189ZM193 92H194V91H193ZM208 92H209V91H208ZM226 92L228 93V91H225V93H226ZM29 93H30V92H29ZM48 93H49V92H48ZM50 93H51V92H50ZM75 93H77V91H75ZM100 93H101V92H100ZM111 93H114V92H111ZM111 93H109V94H111ZM131 93H132V92H131ZM150 93H151V92H150ZM206 93H207V92H206ZM235 93H237V92H235ZM238 93H239V92H238ZM243 93H244V92H243ZM252 93H253V92H252ZM7 94H8V93H7ZM23 94H24V93H23ZM61 94H62V93H61ZM67 94H69V92H67ZM85 94H87V93H85ZM138 94H139V93H138ZM183 94H184V93H183ZM183 94H182V95H183ZM212 94H214V97H215V95H216V97H217V94H216V93H212ZM254 94H255V92H254ZM14 95H15V94H14ZM64 95H65V94H63V96H64ZM81 95H82V94H81ZM148 95H149V94H148ZM186 95H187V94H186ZM218 95H219V94H218ZM227 95H229V94H227ZM242 95H243V94H242ZM259 95H260V94H259ZM259 95H258V96H259ZM18 96H19V95H18ZM20 96H21V95H20ZM31 96H32V95H30V97H31ZM45 96H46V95H45ZM48 96H49V95H48ZM65 96H66V95H65ZM67 96H68V95H67ZM113 96H114V95H113ZM123 96H124V95H123ZM187 96H188V95H187ZM208 96H209V95H208ZM255 96H256V95H255ZM258 96H257V97H258ZM1 97H2V96H1ZM8 97H9V96H8ZM36 97H37V96H36ZM46 97H47V96H46ZM51 97H52V96H51ZM55 97H56V96H55ZM55 97H54V98H55ZM73 97H74V96H73ZM108 97H109V96H108ZM111 97H112V96H111ZM111 97H110V98H111ZM114 97H115V96H114ZM114 97H113V98H114ZM116 97H117V96H116ZM125 97H126V96H125ZM134 97H135V95H134ZM143 97H144V96H143ZM152 97H153V96H152ZM164 97H166V96H164ZM189 97H191V96H189ZM198 97H199V96H198ZM201 97H202V95H201ZM203 97H204V96H203ZM206 97H207V96H206ZM214 97H213V98H214ZM216 97H215V98H216ZM231 97H232V96H231ZM239 97H240V96H239ZM251 97H252V96H251ZM76 98H77V97H76ZM141 98H142V97H141ZM159 98H160V97H159ZM175 98H176V97H175ZM177 98H180V97H177ZM193 98H194V97H193ZM211 98H212V97H211ZM217 98H219V97H217ZM221 98H222V97H221ZM232 98H233V97H232ZM248 98H249V97H248ZM102 99H103V98H102ZM169 99H170V98H169ZM196 99H198V98H196ZM256 99H257V98H256ZM258 99H259V98H258ZM7 100H8V99H7ZM12 100H14V99H12ZM91 100H92V99H91ZM105 100H106V99H105ZM111 100H113V99H111ZM124 100H126V99H124ZM133 100H134V99H133ZM139 100H140V99H138L137 101H139ZM146 100H147V99H146ZM201 100H202V99H201ZM212 100H214L215 102L212 101ZM218 100H219V99H218ZM233 100H235V99H233ZM87 101H88V100H87ZM107 101H108V100H107ZM114 101H115V100H114ZM141 101H142V100H141ZM193 101H194V100H193ZM210 101H211V102L209 103L210 106H208V107H209V111L206 112V114L208 113V118L211 119V120H213V121H215V123H218V122L220 121L219 119H221L220 122H223L224 119H222V117H224V118L226 117V118H227L228 116L233 115V111H232V110H231V111L229 110V107H228L227 104H224V103L222 104V103H220L221 100L219 101V103L217 102L216 99H211ZM231 101H232V100H231ZM237 101H239V100L237 99ZM252 101H253V99H252ZM40 102H41V101H40ZM151 102H152V101H151ZM177 102H178V101H177ZM184 102H186V101H184ZM189 102H190V101H189ZM213 102H214V103H213ZM223 102H225V99L223 100ZM227 102H230V100L227 101ZM233 102H234V101H233ZM235 102H236V101H235ZM259 102H260V101H259ZM261 102L264 103V98L261 99ZM34 103H35V102H34ZM38 103H39V102H38ZM59 103H61V102H59ZM118 103H119V102H118ZM122 103H123V102H122ZM122 103H121V104H122ZM129 103H130V102H129ZM152 103H153V102H152ZM156 103H158V102H156ZM156 103H155V104H156ZM180 103H181V102H180ZM186 103H187V102H186ZM186 103H185V104H186ZM205 103H206V105L208 104L207 102H205ZM212 103H213V104H212ZM225 103H226V102H225ZM230 103H231V102H230ZM243 103L245 104V102H242V104H243ZM253 103H254V102H253ZM256 103H258V102H256ZM31 104H32V103H31ZM63 104H64V103H63ZM114 104H115V103H114ZM135 104H136V103H135ZM155 104L153 103L154 106H155ZM172 104H173V103H172ZM178 104H179V103H178ZM185 104H183V105H185ZM244 104H243V105H244ZM25 105H26V104H25ZM97 105H98V104H97ZM103 105H104V104H103ZM127 105H128V104H127ZM127 105H126V106H127ZM160 105H161V104H160ZM169 105H171V104L169 103ZM194 105H196V103H194ZM230 105H231V104H230ZM232 105H233V104H232ZM243 105H242L241 108L244 109V107H246V106L243 107ZM101 106H102V105H101ZM119 106H120V105H119ZM123 106H124V104H123ZM123 106H122V107H123ZM166 106H167V105H166ZM177 106L180 107V105H177ZM177 106H176V107H177ZM187 106H190V105H187ZM237 106H239V105L237 104ZM43 107H44V106H43ZM108 107H111V106H108ZM115 107H117V106H115ZM122 107H121V108H122ZM134 107H135V106H134ZM156 107H157V106H156ZM170 107H171V106H170ZM173 107H174V106H173ZM176 107H175V108H176ZM181 107H183V106H181ZM230 107H232V106H230ZM247 107H248V106H247ZM50 108H51V107H50ZM55 108H57V107H55ZM63 108H64V107H63ZM71 108H72V107H71ZM101 108H102V107H101ZM124 108H125V107H124ZM167 108H169V107L167 106ZM192 108H193V107H192ZM238 108H239V107H238ZM241 108H239V109H241ZM31 109H32V107H31ZM37 109H38V108H37ZM79 109H80V108H79ZM79 109H78V110H79ZM116 109H117V108H116ZM118 109H119V108H118ZM125 109H126V108H125ZM160 109H161V108H160ZM178 109H179V108H178ZM178 109H176V110H178ZM182 109H183V108H182ZM184 109H185V108H184ZM189 109H190V108H189ZM230 109H231V108H230ZM232 109H233V108H232ZM239 109L237 110V113H239V112L241 111V110L239 111ZM16 110H17V109H16ZM32 110H34V109H32ZM38 110H39V109H38ZM57 110H58V109H56V111H57ZM65 110H66V109H65ZM84 110H85V109H84ZM107 110H108V109H107ZM114 110H115V109H114ZM120 110H121V109H120ZM191 110H192V109H191ZM5 111H6V110H5ZM7 111H9V110H7ZM20 111H21V110H20ZM80 111H81V110H80ZM86 111H87V110H86ZM103 111H105V110H103ZM146 111H147V110H146ZM179 111H180V109H179ZM179 111H178V112H179ZM194 111H196V110H194ZM199 111H200V110H199ZM246 111H247V110H246ZM81 112H82V111H81ZM159 112H160V111H159ZM164 112H165V111H164ZM172 112H173V111H172ZM176 112H177V111H176ZM176 112H174V113L176 114ZM184 112H185V111H184ZM230 112H231V113H230ZM102 113H103V112H102ZM161 113H162V112H161ZM190 113H191V112H190ZM201 113H202V112H201ZM203 113H204V112H203ZM228 113H229L230 115H229ZM237 113L234 112V114L236 115V117L239 115L238 117L242 118V116H241L242 114L240 115V114H237ZM240 113H242V111H241ZM17 114H18V113H17ZM30 114H31V113H30ZM32 114H33V113H32ZM105 114H106V112H105ZM163 114H164V113H163ZM179 114H180V113H179ZM204 114H205V113H204ZM244 114H245V112H244ZM9 115H10V114H9ZM36 115H38V114H36ZM71 115H72V114H71ZM101 115H102V114H101ZM130 115H131V114H130ZM133 115H134V114H133ZM245 115H247V112H246ZM245 115H244V116H245ZM51 116H53V115H51ZM128 116H129V115H128ZM131 116H132V115H131ZM131 116H130V118H131ZM180 116H181V115H180ZM182 116H183V115H182ZM206 116H207V115H206ZM58 117H60V115H59ZM216 117H217V118H216ZM218 117H219V119H218ZM238 117H237V118H238ZM92 118H93V117H92ZM127 118H128V117H127ZM133 118H134V117H133ZM141 118H142V117H141ZM141 118L139 117V119H141ZM147 118H148V117H147ZM172 118H173V117H172ZM179 118H180V117H179ZM232 118H233V117H232ZM17 119H18V118H17ZM182 119H183V118H182ZM202 119H203V118H202ZM205 119H207V117H206ZM214 119H217V120H214ZM52 120H53V119H52ZM55 120H56V119H55ZM55 120H54V121H55ZM59 120H60V119H59ZM122 120H123V119H122ZM229 120H230V119H229ZM234 120L236 121L237 119L235 118V119H233V121H232V120H231V121L234 122ZM249 120H250V119H249ZM21 121H22V120H21ZM25 121H26V120H25ZM54 121H52V122H54ZM95 121H96V120H95ZM150 121H151V120H150ZM170 121H171V120H170ZM180 121H181V120H180ZM184 121H185V120H184ZM216 121H218V122H216ZM239 121H240V119L238 118V121H237L236 123H239ZM244 121H245V120H244ZM247 121H248V120H247ZM247 121H246V122H247ZM97 122H98V121H97ZM97 122H96V124H97ZM116 122H117V120H116ZM118 122H119V121H118ZM121 122H122V121H121ZM145 122H146V121H145ZM152 122H153V121H152ZM177 122H178V121H177ZM232 122L230 123V127H231ZM241 122H242V120L240 121V123H241ZM86 123H87V122H86ZM98 124H100V123H98ZM154 124H156V123H154ZM178 124H179V123H178ZM182 124H183V123H182ZM186 124H187V123H186ZM186 124H185V125H186ZM193 124H194V123H193ZM234 124H235V122H234ZM234 124H233V126L236 127V124H235V125H234ZM26 125H27V124H26ZM72 125H73V124H72ZM106 125H107V124H106ZM132 125H133V124H132ZM161 125H162V124H161ZM169 125H170V124H169ZM187 125H188V124H187ZM191 125H192V124H191ZM196 125H197V124H196ZM219 125H220V124H219ZM245 125H246V124H245ZM245 125H244V126H245ZM29 126H30V125H29ZM85 126H86V124H85ZM96 126H97V125H96ZM96 126L94 125V127H96ZM129 126H130V125H129ZM145 126H146V125H145ZM177 126H178V125H177ZM181 126H182V125H181ZM213 126H214V125H213ZM233 126H232V127H233ZM240 126H241V124H240ZM240 126H239V127H240ZM242 126H243V125H242ZM86 127H87V126H86ZM99 127H100V125H99ZM101 127H102V125H101ZM107 127H109V126H107ZM114 127H115V126H114ZM150 127H152V126H150ZM155 127H156V126H155ZM155 127H154V128H155ZM182 127H183V126H182ZM182 127H180L179 131L182 129ZM204 127H205V126H204ZM210 127H212V126H210ZM234 127H233V128H234ZM64 128H65V127H64ZM87 128H88V127H87ZM116 128H117V126H116ZM116 128H115V129H116ZM157 128H158V127H157ZM190 128H191V127H190ZM200 128H202V129L204 130V128H203L202 126H200ZM215 128H216V126H215ZM220 128H221V127H220ZM83 129H84V128H83ZM95 129H96V128H95ZM97 129H98V128H97ZM106 129H108V128H106ZM112 129H113V127H112ZM143 129H144V128H143ZM161 129H162V128H161ZM166 129H167V128H166ZM185 129H186V128H185ZM188 129H189V128H188ZM188 129H186V130H188ZM211 129H212V128H211ZM216 129H217V128H216ZM218 129H219V128H218ZM218 129H217V130H218ZM230 129H231V128H230ZM28 130H29V129H28ZM57 130H58V129H57ZM102 130H103V128H102ZM116 130H117V129H116ZM156 130H157V129H156ZM169 130H170V129H169ZM182 130H183V129H182ZM182 130H181V131H182ZM190 130H191V129H190ZM222 130H223V129L221 128L219 132H222ZM241 130H243V128H241ZM4 131H6V130H4ZM16 131H17V130H16ZM99 131H100V128H99ZM107 131H108V130H107ZM138 131H139V130H138ZM145 131H146V130H145ZM191 131H192V130H191ZM226 131H227V130H226ZM7 132H8V131H7ZM7 132H6V133H7ZM82 132L84 133V130H83ZM86 132H87V131H86ZM91 132H92V131H91ZM100 132H101V131H100ZM108 132H109V131H108ZM120 132L122 133L121 130H120ZM153 132H155V130H154ZM160 132H161V131H160ZM162 132H163V131H162ZM165 132H166V130L164 131V133H165ZM170 132H171V131H170ZM194 132H197V131H194ZM232 132H233V133L235 132V134H236V131H235V130H234V131H231L232 136H233V133H232ZM241 132H242V131H241ZM60 133H61V132H60ZM92 133H93V132H92ZM92 133H90V134H92ZM101 133H102V132H101ZM104 133H105V132H104ZM109 133H110V132H109ZM109 133H108V134H109ZM121 133H120V134H121ZM151 133H152V132H151ZM156 133H158V131H157ZM166 133H167V132H166ZM201 133H202V131H201ZM61 134H62V133H61ZM78 134H79V133H78ZM90 134H89V135H90ZM113 134L115 135V133H113ZM118 134H119V133H118ZM123 134H124V133H123ZM169 134H171V133H169ZM196 134H197V133H196ZM225 134H226V133H225ZM228 134H229V132H228ZM231 134H230V135H231ZM235 134H234V135H235ZM28 135H29V133H28ZM85 135H86V134H85ZM136 135H138V134H136ZM157 135H158V134H157ZM198 135H199V134H198ZM26 136H27V135H26ZM86 136H87V135H86ZM110 136H111V135H110ZM115 136H117V134H116ZM130 136H131V135H130ZM143 136H144V135H143ZM143 136H142V137H143ZM145 136H146V135H145ZM159 136H160V135H159ZM172 136L174 137V135H172ZM193 136H196V135H193ZM223 136H224V135H223ZM226 136H228V135H226ZM238 136H239V135H238ZM87 137H88V136H87ZM119 137H120V135H119ZM163 137H165V136H163ZM166 137H167V136H166ZM166 137H165V139H166ZM196 137H197V136H196ZM229 137H230V136H229ZM25 138H26V137H25ZM64 138H65V137H64ZM69 138H70V137H69ZM85 138H86V137H85ZM107 138H108V137H107ZM145 138H146V137H145ZM158 138H159V137H158ZM180 138H181V137L179 136V139H180ZM207 138H208V137H207ZM211 138H212V136H211ZM225 138H226V137H225ZM235 138H236V136H235ZM45 139H46V138H45ZM59 139H60V138H59ZM65 139H66V138H65ZM103 139H104V138H103ZM108 139H109V138H108ZM118 139H120V138H118ZM122 139H123V137H122ZM168 139L173 140V138H168ZM175 139H176V138H175ZM223 139H224V138H223ZM226 139H227V138H226ZM9 140H10V138H9ZM16 140H17V139H16ZM19 140H20V139H19ZM19 140H18V141H19ZM26 140H27V139H26ZM29 140H30V139H29ZM38 140H39V139H38ZM71 140H72V139H71ZM85 140H86V139H85ZM99 140H101V139H99ZM132 140H133V139H132ZM142 140H143V139H142ZM157 140H158V139H157ZM177 140H178V138H177ZM198 140H199V139H198ZM212 140H213V139H212ZM212 140H211V141H212ZM228 140H229V139H227V140H225V141H228ZM232 140H234V139L232 138ZM10 141H11V140H10ZM63 141H64V139H63ZM101 141H102V140H101ZM105 141H106V140H105ZM112 141H113V140H112ZM117 141H118V140H117ZM126 141H127V140H126ZM128 141H129V140H128ZM145 141H146V140H145ZM169 141H170V140H169ZM188 141H189V140H188ZM204 141H205V140H204ZM225 141H223V142H225ZM255 141H256V138H255V136H254V143H255ZM3 142H4V141H3ZM6 142H7V141H6ZM12 142H13V141H12ZM25 142H26V141H25ZM64 142H65V141H64ZM85 142H86V141H85ZM99 142H100V141H99ZM103 142H104V140H103ZM121 142H122V141H121ZM121 142H120V143H121ZM130 142H131V141H130ZM134 142H135V141H134ZM151 142H152V141H151ZM160 142L162 143V141H160ZM186 142H187V141H186ZM207 142H208V141H207ZM213 142H214V141H213ZM238 142H239V141H238ZM240 142H241V141H240ZM240 142H239V143H240ZM8 143H9V141H8ZM105 143H106V142H105ZM108 143H109V142H108ZM120 143H119V146L121 145ZM123 143H124V142H123ZM184 143H185V142H184ZM202 143H203V142H202ZM220 143H221V142H220ZM220 143H219V145H220ZM226 143H227V142H226ZM233 143H234V142L230 141L231 149H232V147H233V148L236 147V146H232ZM9 144H10V143H9ZM97 144H98V143H97ZM110 144H111V143H110ZM117 144H118V143H116V145H117ZM137 144H138V143H137ZM170 144H171V142H170ZM180 144H181V142H180ZM230 144H229V141H228V145H230ZM29 145H30V144H29ZM64 145H65V144H64ZM81 145H82V144H81ZM85 145H86V143H85ZM85 145H84V146H85ZM92 145H93V144H92ZM92 145H91V146H92ZM94 145H95V144H94ZM106 145H107V144H106ZM122 145H123V144H122ZM162 145H164V144H162ZM166 145H167V144H166ZM223 145L225 146V145H227V144H225V143H224V144L221 143V146H223ZM235 145H236V144H235ZM11 146H12V145H11ZM65 146H67V145H65ZM99 146H100V145H99ZM102 146H103V145H102ZM110 146H111V145H110ZM119 146H118V147H119ZM167 146H168V145H167ZM172 146H174V145H172ZM208 146H209V145H208ZM221 146L218 147V149H219V148L221 149ZM6 147L10 148L9 146H6ZM36 147H37V146H36ZM63 147H64V146H63ZM96 147H97V146H96ZM106 147H107V146H106ZM106 147H105V148H106ZM118 147H117V148H118ZM225 147H226V146H225ZM29 148H30V147H29ZM39 148H40V147H39ZM107 148H108V147H107ZM112 148H113V147H112ZM160 148H161V147H160ZM172 148H173V147H172ZM176 148H177V147H176ZM181 148H182V146H181ZM205 148H206V147H205ZM216 148H217V147H216ZM216 148H215V149H216ZM26 149H27V148H26ZM40 149H41V148H40ZM83 149H84V148H83ZM85 149H86V147H85ZM92 149H93V148H92ZM92 149H91V152H92ZM97 149H99V148H97ZM119 149H121V147H120ZM134 149H135V148H134ZM168 149H169V147H168ZM173 149H174V148H173ZM220 149H219V151H220ZM28 150H29V149H28ZM31 150H32V149H31ZM66 150H67V149H66ZM81 150H82V149H81ZM147 150H148V149H147ZM161 150H162V149H161ZM179 150H180V149H179ZM208 150H209V149H208ZM208 150H207V151H208ZM12 151H13V150H12ZM32 151H33V150H32ZM165 151H166V150H165ZM170 151H171V149H170ZM236 151H237V150H236ZM3 152H4V151H3ZM29 152H30V151H29ZM73 152H74V151H73ZM84 152H85V151H84ZM84 152H83V153H84ZM96 152H97V151H96ZM118 152H119V151H118ZM121 152H122V149H121ZM126 152H127V150H126ZM131 152H132V151H131ZM145 152H146V149H145ZM160 152H161V151H160ZM166 152H167V151H166ZM183 152H184V151H183ZM216 152H218V151H216ZM26 153H27V151H26ZM26 153H25V154H26ZM33 153H34V152H33ZM65 153H66V152H65ZM85 153H86V152H85ZM87 153H88V152H87ZM108 153H110V151H109ZM162 153H163V150H162ZM7 154H8V153H7ZM10 154H11V153H10ZM90 154H93V153H90ZM110 154H111V153H110ZM115 154H117V152H116ZM125 154H126V153H125ZM147 154H148V153H147ZM166 154H167V153H166ZM175 154H176V152H175ZM182 154H183V153H182ZM219 154H220V153H219ZM11 155H12V154H11ZM85 155H86V154H85ZM87 155H88V154H87ZM97 155H98V154H97ZM97 155H96V156H97ZM160 155H161V154H160ZM180 155H181V153H180ZM214 155H215V154H214ZM217 155H218V153H216V156H217ZM13 156H14V155H13ZM40 156H41V155H40ZM90 156H91V155H90ZM96 156H95V157H96ZM111 156H112V155H111ZM115 156H116V155H115ZM119 156H120V155H119ZM121 156H122V155H121ZM129 156H130V155H129ZM129 156H128V157H129ZM218 156H219V155H218ZM218 156H217V157H218ZM220 156H222V155H220ZM220 156H219V157H220ZM223 156H224V154H223ZM223 156H222V157H223ZM234 156H235V155H234ZM234 156H232V157L234 158ZM26 157H27V156H26ZM30 157H31V155H30ZM91 157H92V156H91ZM102 157H104V156H102ZM102 157H101V158H102ZM112 157H113V156H112ZM123 157H124V156H123ZM85 158H86V157H85ZM98 158H99V156H98ZM98 158H96V159H98ZM105 158H106V157H105ZM135 158H136V157H135ZM179 158H180V157H179ZM210 158H211V157H210ZM213 158H214V157H213ZM220 158H221V157H220ZM103 159H104V158H103ZM119 159H120V158H118L117 161H119ZM123 159H124V158H123ZM164 159H165V158H164ZM175 159H176V158H175ZM177 159H178V158H177ZM26 160H27V159H26ZM40 160H41V159H40ZM77 160H78V159H77ZM92 160H93V159H92ZM99 160H100V159H98V162H99ZM110 160H111V159H110ZM126 160H127V159H126ZM166 160H167V159H166ZM168 160H169V159H168ZM172 160H173V159H172ZM187 160H188V159H187ZM10 161H11V160H10ZM108 161H109V160H108ZM108 161H107V162H108ZM111 161H113V160H111ZM120 161H121V160H120ZM123 161H124V160H123ZM141 161H142V160H141ZM170 161H171V160H170ZM19 162H21V161H19ZM171 162H172V161H171ZM181 162H182V161H181ZM112 163H113V162H112ZM133 163H134V162H133ZM176 163H177V162H176ZM224 163H225V162H224ZM224 163H223V165H224ZM16 164H17V163H16ZM56 164H57V163H56ZM85 164H86V163H85ZM113 164H114V163H113ZM126 164H127V163H126ZM137 164H138V163H137ZM145 164H146V163H145ZM187 164H188V163H187ZM4 165H5V164H4ZM57 165H58V164H57ZM72 165H73V164H72ZM77 165H78V164H77ZM92 165H93V163H92ZM95 165H96V164H95ZM110 165H111V163H110ZM110 165H109V166H110ZM115 165H116V164H115ZM115 165H114V166H115ZM142 165H143V164H142ZM146 165H147V164H146ZM168 165H169V164H168ZM179 165H180V163H179ZM189 165H190V164H189ZM218 165H219V164H218ZM40 166H41V165H40ZM81 166H82V165H81ZM118 166H119V165H118ZM121 166H122V165H121ZM174 166H175V165H174ZM181 166H182V165H181ZM186 166H187V165H186ZM219 166H220V165H219ZM221 166H222V165H221ZM221 166H220V167H221ZM239 166H240V165H239ZM29 167H30V166H29ZM37 167H38V166H37ZM82 167H83V166H82ZM97 167H98V166H97ZM124 167H125V166H124ZM135 167H136V166H135ZM147 167H148V166H147ZM175 167H176V166H175ZM228 167H229V166H228ZM231 167H232V166H231ZM237 167H238V166H237ZM10 168H12V167H10ZM16 168H17V167H16ZM83 168H84V167H83ZM85 168H86V167H85ZM114 168H115V167H114ZM122 168H123V167H122ZM168 168H169V167H168ZM179 168H180V167H179ZM191 168H192V167H191ZM8 169H9V168H8ZM56 169H57V168H56ZM185 169H186V168H185ZM193 169H194V168H193ZM226 169H227V168H226ZM226 169H225V170H226ZM238 169H239V168H238ZM241 169H242V168H241ZM0 170H1V169H0ZM4 170H5V169H4ZM18 170H19V169H18ZM22 170H23V169H22ZM36 170H37V169H36ZM65 170H66V169H65ZM78 170H79V169H78ZM167 170H168V169H167ZM222 170H223V169H222ZM228 170H229V169H228ZM29 171H30V170H29ZM34 171H35V170H34ZM95 171H96V170H95ZM112 171L115 172V170H112ZM161 171H162V170H161ZM174 171H175V170H174ZM176 171H177V170H176ZM229 171H230V170H229ZM235 171H236V170H235ZM1 172H2V171H1ZM9 172L11 173V171H9ZM20 172H21V171H20ZM36 172H37V171H36ZM81 172H82V171H81ZM145 172H146V171H145ZM167 172H168V171H167ZM171 172H173V171H171ZM200 172H201V171H200ZM231 172H233V171H231ZM21 173H22V172H21ZM34 173H35V172H34ZM60 173H61V172H60ZM83 173H84V172H83ZM83 173H82V175H83ZM85 173H86V172H85ZM87 173H88V171H87ZM111 173H112V172H111ZM117 173H118V172H117ZM162 173H163V172H162ZM168 173H169V172H168ZM222 173H223V172H222ZM242 173H243V172H242ZM244 173H245V172H244ZM12 174H13V173H12ZM23 174H25V176H26V175H27V171H26V173H23ZM36 174H37V173H36ZM43 174H44V173H43ZM70 174H71V173H70ZM91 174H92V173H91ZM103 174H104V173H103ZM112 174H113V173H112ZM123 174H124V173H123ZM141 174H142V173H141ZM151 174H152V173H151ZM159 174H160V173H159ZM173 174H174V173H173ZM180 174H181V172H180ZM5 175H6V174H5ZM10 175H11V174H10ZM28 175H29V174H28ZM28 175H27V176H28ZM33 175H34V174H33ZM78 175H79V174H78ZM85 175H86V174H85ZM95 175L98 176L96 173H95ZM100 175H101V174H100ZM119 175H120V174H119ZM133 175H134V174H133ZM162 175H163V174H162ZM162 175H161V177H162ZM201 175H202V174H201ZM217 175H218V173H217ZM230 175H231V174H230ZM233 175H234V174H233ZM22 176H23V175H22ZM27 176H26V177H27ZM36 176H37V175H36ZM54 176H55V175H54ZM75 176H76V175H75ZM91 176H92V175H91ZM91 176H90V177H91ZM137 176H138V175H136V177H137ZM147 176H148V175H147ZM172 176H173V175H172ZM228 176H229V175H228ZM242 176H243V175H242ZM4 177H5V176H4ZM8 177H9V176H8ZM8 177H7V178H8ZM10 177H11V176H10ZM39 177H40V176H39ZM46 177H47V175H46ZM83 177H84V176H83ZM87 177H88V176H87ZM163 177H164V176H163ZM177 177H178V176H177ZM182 177H183V176H182ZM204 177H205V176H204ZM226 177H227V176H226ZM237 177H238V176H237ZM13 178H14V177H13ZM16 178H17V177H16ZM44 178H45V177H44ZM57 178H58V177H56V179H57ZM94 178H95V177H94ZM96 178H97V177H96ZM104 178H105V177H104ZM107 178H109V177H107ZM119 178H120V177H119ZM141 178H143V177H141ZM179 178H180V177H179ZM207 178H208V176H207ZM235 178H236V177H235ZM0 179H1V178H0ZM3 179H4V178H3ZM19 179H20V178H19ZM23 179H24V178H23ZM23 179H22V180H23ZM26 179H27V178H26ZM30 179H31V178H30ZM52 179H53V178H52ZM73 179H74V178H73ZM105 179H106V178H105ZM121 179H122V178H121ZM137 179H138V178H137ZM169 179H170V178H169ZM231 179H232V178H231ZM37 180H38V179H37ZM57 180H59V179H57ZM77 180H78V179H77ZM93 180H94V179H93ZM93 180H92V181H93ZM98 180H99V179H98ZM111 180H112V179H111ZM4 181H5V180H4ZM9 181H10V180H9ZM29 181H30V180H29ZM32 181H33V180H32ZM50 181H51V180H50ZM50 181H49V182H50ZM87 181H88V180H87ZM119 181H120V180H119ZM123 181H124V180H123ZM136 181H137V180H136ZM220 181H221V180H220ZM21 182H22V181H21ZM26 182H27V181H26ZM26 182H25V183H26ZM98 182H100V181H98ZM157 182H158V181H157ZM166 182H167V181H166ZM3 183H5V182H3ZM15 183H16V182H15ZM19 183H20V182H19ZM22 183H23V182H22ZM57 183H58V182H57ZM61 183H62V182H61ZM61 183H60V184H61ZM93 183H94V182H93ZM103 183H104V180H103ZM105 183H106V182H105ZM112 183H113V181H111L110 184H112ZM125 183H126V182H125ZM140 183H142V182L140 181ZM150 183H151V182H150ZM170 183H171V182H170ZM16 184H17V183H16ZM23 184H24V183H23ZM23 184H22V185H23ZM33 184H35V183H33ZM60 184H59V186H60ZM72 184H73V183H72ZM83 184H84V183H83ZM91 184H92V183H91ZM98 184H100V183H98ZM106 184H107V183H106ZM143 184H144V183H143ZM160 184H161V183H160ZM186 184H187V183H186ZM25 185H26V184H25ZM27 185H28V184H27ZM46 185H47V184H46ZM52 185H53V184H52ZM85 185H86V184H85ZM115 185H116V184H115ZM115 185H114V186H115ZM137 185H138V184H137ZM201 185H202V184H201ZM245 185H247V184H245ZM6 186H7V185H6ZM33 186H34V185H33ZM56 186H57V184H56ZM67 186H68V185H67ZM87 186H88V185H87ZM101 186H102V184H101ZM124 186H125V184H124ZM139 186H140V185H139ZM141 186H142V184H141ZM143 186H144V185H143ZM157 186H158V184H157ZM219 186H221V185H219ZM18 187H19V186H18ZM23 187H24V186H23ZM52 187H53V186H52ZM82 187H83V186H82ZM90 187H91V186H90ZM105 187H106V186H105ZM153 187H154V186H153ZM160 187H161V186H160ZM212 187H213V186H212ZM221 187L223 188V186H221ZM257 187H258V186H257ZM1 188H2V187H1ZM27 188H28V187H27ZM48 188H49V187H48ZM80 188H81V187H80ZM85 188H86V187H85ZM97 188H98V187H97ZM107 188H108V187H107ZM115 188H116V186H115ZM19 189H20V188H19ZM30 189H31V188H30ZM30 189L28 188V190H30ZM145 189H146V188H145ZM208 189H209V188H208ZM214 189H215V188H214ZM2 190H3V189H2ZM11 190H12V189H11ZM47 190H48V189H47ZM58 190H59V189H58ZM78 190H79V189H78ZM93 190H94V189H93ZM107 190H108V189H107ZM111 190H112V189H111ZM113 190H114V189H113ZM116 190H117V189H116ZM121 190H122V189H121ZM134 190H135V189H134ZM182 190H183V189H182ZM26 191H27V190H26ZM43 191H44V190H43ZM51 191H53V190L51 189ZM51 191H49V192H51ZM54 191H55V190H54ZM60 191H61V190H60ZM84 191H85V190H84ZM177 191H178V190H177ZM6 192H7V191H6ZM23 192H25V190H24ZM56 192H57V190H56ZM56 192H54V194H55ZM85 192H86V191H85ZM120 192H121V191H120ZM130 192H131V191H130ZM132 192H133V191H132ZM143 192H144V191H143ZM232 192H233V191H232ZM7 193H8V192H7ZM7 193H6V195H7ZM32 193H33V192H32ZM75 193H76V192H75ZM103 193H104V192H103ZM112 193H113V192H112ZM137 193H138V192H137ZM157 193H158V192H157ZM162 193H163V192H162ZM208 193H209V192H208ZM242 193H243V192H242ZM9 194H10V193H9ZM9 194H8V195H9ZM11 194H13V193L11 192ZM57 194H59V193H57ZM60 194H61V193H60ZM60 194H59V195H60ZM78 194H79V193H78ZM114 194H115V193H114ZM120 194H121V193H120ZM125 194H126V193H125ZM125 194H124V195H125ZM133 194H134V192H133ZM143 194H144V193H143ZM145 194H146V193H145ZM154 194H155V193H154ZM184 194H185V193H184ZM210 194H211V193H210ZM243 194H244V193H243ZM1 195H2V194H1ZM26 195H27V192H26ZM28 195H29V194H28ZM40 195H41V193H40ZM45 195H46V194H45ZM92 195H93V194H92ZM100 195H103V194L101 193ZM128 195H129V194H128ZM139 195H140V194H139ZM141 195H142V194H141ZM160 195H161V194H160ZM162 195H164V194H162ZM175 195H176V194H175ZM204 195H205V194H204ZM207 195H208V194H207ZM225 195H226V194H225ZM236 195H237V194H236ZM246 195H247V194H246ZM11 196H12V195H10L9 197L11 198ZM21 196H22V195H21ZM23 196H24V195H23ZM23 196H22V197H23ZM30 196H31V195H30ZM121 196H122V195H121ZM132 196H133V195H132ZM238 196H239V195H238ZM38 197H40V196L38 195ZM43 197H44V196H43ZM53 197H54V196H53ZM74 197H75V196H74ZM76 197H77V196H76ZM85 197H86V196H85ZM158 197H159V196H158ZM203 197H204V196H203ZM208 197H209V196H208ZM0 198H1V197H0ZM20 198H21V197H20ZM40 198H41V197H40ZM46 198H47V197H46ZM131 198H133V197H131ZM144 198H145V197H144ZM212 198H213V197H212ZM219 198H220V197H219ZM224 198H225V197H224ZM243 198H244V197H243ZM21 199H22V198H21ZM26 199H27V198H25V200H26ZM50 199H51V198H50ZM56 199H57V198H56ZM61 199H62V198H61ZM65 199H66V198H65ZM88 199H89V198H88ZM93 199H95V198H93ZM102 199H103V198H102ZM138 199H139V198H138ZM147 199H148V198H147ZM1 200H2V198H1ZM4 200H5V199H4ZM4 200H3V201H4ZM53 200H54V198H53ZM76 200H78V199H76ZM76 200H75V201H76ZM115 200H116V199H115ZM139 200H140V199H139ZM142 200H143V199H142ZM172 200H173V199H172ZM195 200H196V199H195ZM240 200H241V199H240ZM39 201H40V199H39ZM50 201H51V200H50ZM55 201H56V200H55ZM59 201H60V200H59ZM100 201H101V200H100ZM107 201H108V200H107ZM112 201H113V200H112ZM112 201H111V202H112ZM119 201H120V200H119ZM145 201H146V200H145ZM156 201H157V200H156ZM215 201H216V200H215ZM10 202H11V201H10ZM14 202H15V201H14ZM16 202H17V201H16ZM22 202H23V200H22ZM60 202H61V201H60ZM84 202H85V201H84ZM98 202H99V201H98ZM111 202H109V203H111ZM116 202H117V201H116ZM130 202H132V201H130ZM133 202H134V201H133ZM164 202H165V201H164ZM224 202H225V201H224ZM228 202H229V201H228ZM234 202H235V201H234ZM3 203H4V202H3ZM26 203H27V202H26ZM26 203H25V205H26ZM33 203H34V202H33ZM38 203H39V202H38ZM49 203H50V202H49ZM99 203H100V202H99ZM101 203H102V201H101ZM114 203H115V202H114ZM124 203H125V201H124ZM137 203H138V202H137ZM145 203H146V202H145ZM166 203H168L167 200H166ZM5 204H7V203H5ZM15 204H16V203H15ZM85 204H86V203H85ZM89 204H90V203H89ZM102 204H103V203H102ZM115 204H117V203H115ZM118 204H119V203H118ZM120 204H121V203H120ZM125 204H126V203H125ZM170 204H171V203H170ZM218 204H219V203H218ZM222 204H223V203H222ZM236 204H237V203H236ZM255 204H256V202H255ZM16 205H17V204H16ZM43 205H44V204H43ZM69 205H70V204H69ZM91 205H92V204H91ZM139 205H140V204H139ZM168 205H169V204H168ZM172 205H174V204H172ZM216 205H217V204H216ZM9 206H12V204H11V205L9 204ZM19 206H20V205H19ZM26 206L29 207V205H26ZM38 206H39V205H38ZM41 206H42V205H41ZM47 206H48V205H47ZM58 206H59V205H58ZM64 206H65V205H64ZM84 206H85V205H84ZM97 206H98V205H97ZM100 206H101V205H100ZM132 206H133V205H132ZM132 206H131V207H132ZM200 206H201V205H200ZM222 206H223V205H222ZM0 207H1V206H0ZM3 207H4V206H3ZM22 207H23V206H22ZM43 207H44V206H43ZM48 207H49V206H48ZM48 207H47V209H48ZM116 207H117V206H116ZM125 207H126V206H125ZM145 207H146V206H145ZM206 207H207V206H206ZM210 207H211V206H210ZM220 207H221V206H220ZM10 208H11V207H10ZM41 208H42V207H41ZM57 208H59V207H56V209H57ZM61 208H62V207H61ZM85 208H86V207H85ZM93 208H94V207H93ZM93 208H92V209H93ZM95 208H96V207H95ZM109 208H110V207H109ZM168 208H170V207H168ZM212 208H213V207H212ZM212 208H211V209H212ZM7 209H8V208H7ZM45 209H46V208H45ZM50 209H51V208H50ZM50 209H49V210H50ZM99 209H100V208H99ZM105 209H106V208H105ZM117 209H118V208H117ZM119 209H120V208H119ZM135 209H136V208H135ZM180 209H182V208H180ZM222 209H223V208H222ZM222 209H221V210H222ZM0 210H1V209H0ZM12 210H13V208H12ZM19 210H20V209H19ZM25 210H26V209H25ZM33 210H35V209H33ZM86 210H87V209H86ZM93 210H94V209H93ZM108 210H109V209H108ZM192 210H193V209H192ZM197 210H198V209H197ZM224 210H225V209H224ZM226 210H227V208H226ZM27 211L29 212V209H28ZM46 211H47V210H46ZM52 211H53V210H52ZM64 211H65V210H64ZM111 211H112V210H111ZM116 211H117V210H116ZM116 211H114V212L116 213ZM123 211H124V210H123ZM125 211H126V210H125ZM135 211H136V210H135ZM211 211H212V210H211ZM21 212H22V211H21ZM39 212H40V211H39ZM47 212H48V211H47ZM57 212H58V211H57ZM82 212H83V211H82ZM94 212H95V211H94ZM129 212H130V211H129ZM145 212H146V210H145ZM33 213H34V211H33ZM37 213H38V211H37ZM51 213H53V212H51ZM63 213H64V212H63ZM85 213H86V212H85ZM87 213H88V212H87ZM121 213H122V212H121ZM191 213H192V212H191ZM195 213H196V212H195ZM19 214H20V213H19ZM21 214H22V213H21ZM23 214H24V213H23ZM23 214H22V216H23ZM47 214H48V213H47ZM78 214H79V213H78ZM82 214H83V213H82ZM89 214H90V213H89ZM96 214H97V213H96ZM96 214H95V215H96ZM100 214H101V213H100ZM105 214H106V213H105ZM125 214H126V213H125ZM129 214H130V213H129ZM136 214H137V213H136ZM169 214H170V213H169ZM9 215H10V214H9ZM26 215H27V214H26ZM58 215H59V214H58ZM122 215H123V213H122ZM122 215H121V216H122ZM130 215H131V214H130ZM145 215H146V214H145ZM153 215H154V214H153ZM172 215H173V214H172ZM185 215H186V214H185ZM201 215H202V214H201ZM248 215H249V214H248ZM7 216H8V215H7ZM15 216H16V215H15ZM36 216H37V215H36ZM40 216H41V215H40ZM53 216H54V214H53ZM76 216H77V215H76ZM108 216H110V214H108ZM135 216H136V215H135ZM187 216H188V215H187ZM207 216H209V215H207ZM50 217H51V216H50ZM50 217H49V218H50ZM85 217H86V216H85ZM87 217H88V216H87ZM92 217H94V216H92ZM112 217H115V216H112ZM139 217H140V216H139ZM139 217H138V218H139ZM141 217H142V216H141ZM145 217H146V216H145ZM190 217H191V216H190ZM251 217H252V216H251ZM35 218H36V217H35ZM41 218H42V217H41ZM53 218H55V217H53ZM56 218H57V217H56ZM61 218H62V217H61ZM69 218H70V217H69ZM101 218H102V217H101ZM105 218H106V217H105ZM108 218H109V217H108ZM116 218H117V217H116ZM196 218H197V216H196ZM219 218H220V217H219ZM231 218H232V217H231ZM247 218H248V217H247ZM28 219H29V218H28ZM38 219H39V218H38ZM59 219H60V218H59ZM62 219H63V218H62ZM84 219H85V218H84ZM95 219H97V218H95ZM99 219H100V218H99ZM129 219H130V218H129ZM168 219H169V218H168ZM199 219H200V218H199ZM239 219H240V218H239ZM242 219H243V218H242ZM248 219H249V218H248ZM0 220H1V219H0ZM3 220H4V218H3ZM24 220L27 221L26 218H25ZM33 220H34V219H33ZM35 220H36V219H35ZM46 220H47V219H46ZM50 220H51V219H50ZM56 220H58V219H56ZM97 220H98V219H97ZM112 220H113V219H112ZM115 220H116V219H115ZM119 220H120V219H119ZM133 220H135V219H133ZM177 220H178V218H177ZM221 220H222V219H221ZM245 220H246V219H245ZM251 220H252V219H251ZM4 221H5V220H4ZM6 221H7V220H6ZM6 221H5V222H6ZM15 221H16V220H15ZM28 221H29V220H28ZM39 221H40V220H39ZM42 221H43V220H42ZM66 221H67V220H66ZM72 221H73V220H72ZM103 221H104V220H103ZM108 221H109V220H108ZM224 221H225V220H224ZM228 221H229V220H228ZM30 222H31V221H30ZM32 222H33V221H32ZM45 222H46V221H45ZM49 222H50V221H49ZM53 222H55V221H53ZM81 222H82V221H81ZM85 222H86V221H85ZM126 222H127V221H126ZM130 222H131V221H130ZM135 222H136V221H135ZM137 222H138V221H137ZM139 222H140V221H139ZM153 222H154V221H153ZM201 222H202V221H201ZM244 222H245V221H244ZM51 223H52V222H51ZM55 223H56V222H55ZM64 223H65V222H64ZM75 223H76V222H75ZM79 223H80V222H79ZM103 223H104V222H103ZM107 223H108V222H107ZM119 223H120V222H119ZM141 223H142V221H141ZM141 223H140V224H141ZM184 223H185V222H184ZM194 223H196V222H194ZM199 223H200V221H199ZM229 223H231V222L229 221ZM229 223H228V224H229ZM240 223H241V222H240ZM242 223H243V222H242ZM26 224H28V223H26ZM26 224H24V225H26ZM35 224L37 225V223H35ZM46 224H47V223H46ZM48 224H50V223H48ZM61 224H62V223H61ZM69 224H70V222H69ZM76 224H77V223H76ZM84 224H85V223H84ZM117 224H118V222H117ZM129 224H130V223H129ZM137 224H138V223H137ZM137 224H136V225H137ZM248 224H249V223H248ZM18 225H19V224H18ZM18 225H17V226H18ZM32 225H34V224H32ZM39 225H40V224H39ZM65 225H66V224H65ZM108 225H109V224H108ZM165 225H166V224H165ZM214 225H215V223H214ZM233 225H234V224H233ZM256 225H257V224H256ZM14 226H15V225H14ZM40 226H42V223H41ZM111 226H112V223H111ZM115 226H116V225H115ZM122 226H123V225H122ZM125 226H126V225H125ZM133 226H134V225H133ZM155 226H156V225H155ZM167 226H168V225H167ZM219 226H220V225H219ZM223 226H224V225H223ZM238 226H239V225H238ZM5 227H6V226H5ZM20 227H21V226H20ZM22 227H23V226H22ZM33 227H34V226H33ZM75 227H76V226H75ZM105 227H106V226H105ZM120 227H121V226H120ZM130 227H131V226H130ZM230 227H231V226H230ZM239 227H240V226H239ZM247 227H248V226H247ZM253 227H254V226H253ZM17 228H18V227H17ZM81 228H82V227H81ZM106 228H110V227L108 226V227H106ZM118 228H119V227H118ZM133 228H134V227H133ZM171 228H172V227H171ZM184 228H185V227H184ZM184 228H183V229H184ZM211 228H212V227H211ZM211 228H210V229H211ZM241 228H242V227H241ZM258 228H259V227H258ZM2 229H3V228H2ZM9 229H10V228H9ZM15 229H16V228H15ZM22 229H23V228H22ZM26 229H27V228H26ZM38 229H39V228H38ZM50 229H51V228H50ZM50 229H49V230H50ZM82 229H83V228H82ZM97 229H98V228H97ZM121 229H122V228H121ZM123 229H124V228H123ZM129 229H130V228H129ZM129 229H128V230H129ZM200 229H201V228H200ZM212 229H213V228H212ZM218 229H219V228H218ZM226 229H227V228H226ZM226 229H224V230L226 231ZM233 229H234V228H233ZM243 229H244V228H243ZM11 230H12V229H11ZM16 230H17V229H16ZM23 230H24V229H23ZM66 230H67V229H66ZM66 230H65V231H66ZM84 230H85V229H84ZM110 230H112V229L110 228ZM170 230H171V229H170ZM219 230H220V229H219ZM255 230H256V229H255ZM259 230H260V228H259ZM17 231H18V230H17ZM36 231H37V230H36ZM46 231H47V230H46ZM82 231H83V230H82ZM93 231H94V230H93ZM114 231H115V229H114ZM182 231H183V230H182ZM209 231H210V230H209ZM240 231H241V230L239 229V232H240ZM249 231H250V230H249ZM0 232H1V231H0ZM10 232H11V231H10ZM18 232H19V231H18ZM38 232H39V231H38ZM42 232H43V231H42ZM50 232H51V231H50ZM67 232H70V231H67ZM97 232H99V231H97ZM109 232H110V231H109ZM116 232H117V231H116ZM116 232H115V233H116ZM119 232H120V231H119ZM131 232H132V231H131ZM133 232H134V231H133ZM156 232H158V231H156ZM217 232H218V231H217ZM235 232H236V231H235ZM251 232H252V231H251ZM12 233H13V232H12ZM65 233H66V232H65ZM84 233H85V231H84ZM99 233H100V232H99ZM124 233H125V232H124ZM129 233H130V232H129ZM161 233H162V232H161ZM164 233H165V232H164ZM171 233H172V232H171ZM237 233H238V232H237ZM240 233H242V232H240ZM243 233H244V232H243ZM246 233H247V232H246ZM28 234H29V232H28ZM32 234H33V233H32ZM71 234H72V233H71ZM111 234H112V233H111ZM118 234H119V233H118ZM122 234H123V233H122ZM130 234H131V233H130ZM136 234H137V233H136ZM144 234H145V233H144ZM213 234H214V233H213ZM216 234H217V233H216ZM249 234H250V233H249ZM260 234H261V233H260ZM262 234H263V233H262ZM262 234H261V235H262ZM44 235H45V234H44ZM93 235H94V234H93ZM93 235H92V236H93ZM158 235H159V234H158ZM165 235H167V233H166ZM175 235H176V234H175ZM256 235H257V234H256ZM8 236H9V235H8ZM77 236H78V235H77ZM117 236H118V235H117ZM117 236H116V235H115V236L112 235V237H116V238H117ZM125 236H126V235H125ZM133 236H134V234H133ZM139 236H140V235H139ZM146 236H147V235H146ZM163 236H164V235H163ZM178 236H179V235H178ZM204 236H205V235H204ZM234 236H235V235H234ZM1 237H2V236H1ZM9 237H10V236H9ZM17 237H18V236H17ZM39 237H40V236H39ZM46 237H47V236H46ZM53 237H54V236H53ZM55 237H56V236H55ZM110 237H111V236H110ZM134 237H135V236H134ZM170 237H171V236H170ZM246 237H247V236H246ZM256 237H257V236H256ZM24 238H25V237H24ZM24 238H23V239H24ZM91 238H92V237H91ZM94 238H95V237H94ZM101 238H102V237H101ZM116 238H115V239H116ZM127 238H128V237H127ZM165 238H166V237H165ZM188 238H189V237H188ZM191 238H192V237H191ZM249 238H250V237H249ZM0 239H1V238H0ZM26 239H27V238H26ZM58 239H59V238H58ZM73 239H74V238H73ZM79 239H80V238H79ZM79 239H78V240H79ZM121 239H122V238H121ZM142 239H143V238H142ZM171 239H172V238H171ZM208 239H209V238H208ZM225 239H226V238H225ZM244 239H245V238H244ZM48 240H49V239H48ZM84 240H85V239H84ZM88 240H89V239H88ZM255 240H256V239H255ZM0 241H1V240H0ZM11 241H12V240H11ZM14 241H15V240H14ZM14 241H13V242H14ZM16 241H17V240H16ZM31 241H32V240H31ZM89 241H90V240H89ZM104 241H105V240H104ZM104 241H102V242H104ZM119 241H120V240H119ZM190 241H191V240H190ZM208 241H209V240H208ZM220 241H221V240H220ZM234 241H235V240H234ZM246 241H247V240H246ZM250 241H252V240H250ZM27 242H28V241H27ZM27 242H26V243H27ZM57 242H58V241H57ZM57 242H56V243H57ZM97 242H98V241H97ZM134 242H136V241H134ZM158 242H159V241H158ZM166 242H167V241H166ZM193 242H194V241H193ZM197 242H198V241H197ZM201 242H202V241H201ZM204 242H205V241H204ZM209 242H210V241H209ZM232 242H233V241H232ZM239 242H240V241H239ZM248 242H249V241H248ZM252 242H253V241H252ZM257 242H258V241H257ZM16 243H17V242H16ZM16 243L14 242V244H16ZM18 243H19V242H18ZM24 243H25V242H24ZM39 243H40V242H39ZM50 243H51V242H50ZM60 243H62V242H60ZM65 243H66V242H65ZM74 243H75V242H74ZM78 243H79V242H78ZM78 243H77V244H78ZM84 243H85V242H84ZM90 243H91V242H90ZM92 243H93V242H92ZM98 243H99V242H98ZM104 243H105V242H104ZM110 243H111V242H110ZM168 243H169V242H168ZM189 243H190V242H189ZM233 243H234V242H233ZM259 243H260V242H259ZM12 244H13V243H12ZM20 244H21V243H20ZM41 244H42V243H41ZM71 244H72V243H71ZM94 244H95V243H94ZM102 244H103V243H102ZM106 244H107V243H106ZM106 244H105V245H106ZM117 244H118V243H117ZM140 244H141V243H140ZM151 244H152V243H151ZM180 244H181V242H180ZM208 244H209V243H208ZM217 244H218V243H217ZM33 245H34V244H33ZM54 245H55V244H54ZM73 245H74V244H73ZM85 245H86V244H85ZM112 245H113V244H112ZM166 245H167V244H166ZM191 245H192V244H191ZM256 245H258V244H256ZM40 246H41V245H40ZM82 246H83V248H84V245H82ZM86 246H87V245H86ZM100 246H101V245H99V247H100ZM137 246H139V244H138ZM176 246H177V245H176ZM178 246H179V245H178ZM178 246H177V247H178ZM210 246H211V245H210ZM227 246H228V245H227ZM3 247H4V246H3ZM18 247H19V245H18ZM44 247H45V246H44ZM119 247H121V246H119ZM205 247H206V246H205ZM208 247H209V246H208ZM211 247H212V246H211ZM215 247H216V246H215ZM5 248H6V247H5ZM20 248H21V247H20ZM53 248H54V247H53ZM97 248H98V247H97ZM103 248H104V247H103ZM175 248H176V247H175ZM212 248H214V247H212ZM253 248H254V247H253ZM0 249H1V248H0ZM3 249H4V248H3ZM15 249H16V248H15ZM25 249H26V248H25ZM33 249H34V247H33ZM42 249H43V248H42ZM50 249H51V248H50ZM65 249H66V248H65ZM79 249H80V248H79ZM85 249L87 250L86 247L84 248V250H85ZM91 249H92V248H91ZM91 249H90V250H91ZM112 249L114 250V248H112ZM131 249H132V248H131ZM136 249H137V248H136ZM150 249H151V248H150ZM165 249H166V248H165ZM194 249H196V247H194ZM216 249H217V248H216ZM236 249H237V247H236ZM254 249H255V248H254ZM40 250H41V249H40ZM52 250H53V249H52ZM80 250H81V249H80ZM92 250H94V249H92ZM106 250H107V249H106ZM119 250H120V249H119ZM119 250H118V251H119ZM129 250H130V248H129ZM133 250H134V249H133ZM168 250H169V249H168ZM200 250H201V249H200ZM221 250H222V249H221ZM228 250H229V249H228ZM237 250H238V249H237ZM2 251H3V250H2ZM10 251H11V250H10ZM12 251H13V250H12ZM102 251H103V250H102ZM108 251H110V250H108ZM108 251H107V254H109ZM122 251H123V250H122ZM205 251H206V250H205ZM235 251H236V250H235ZM35 252H36V251H35ZM56 252H57V251H56ZM63 252H64V251H63ZM82 252H83V251H82ZM85 252H86V251H85ZM99 252H100V251H99ZM127 252H128V251H127ZM140 252H141V251H140ZM233 252H234V251H233ZM14 253H15V252H14ZM17 253H18V252H17ZM42 253H43V252H42ZM47 253H48V252H47ZM91 253H93V252H91ZM97 253H98V252H97ZM100 253H101V252H100ZM103 253H104V252H103ZM119 253H120V252H119ZM132 253H133V252H132ZM134 253H135V252H134ZM202 253H203V252H202ZM225 253H226V252H225ZM3 254H4V253H3ZM10 254H11V253H10ZM28 254H29V253H28ZM36 254H37V253H36ZM85 254H86V253H85ZM98 254H99V253H98ZM107 254H105V255H107ZM111 254H112V253H111ZM123 254H124V253H123ZM142 254H143V253H142ZM181 254H182V253H181ZM208 254H209V253H208ZM213 254H214V253H213ZM241 254H242V253H241ZM243 254H244V253H243ZM243 254H242V255H243ZM259 254H260V253H259ZM6 255H7V254H6ZM38 255H39V253H38ZM67 255H68V254H67ZM77 255H78V254H77ZM77 255H76V256H77ZM80 255H81V254H80ZM115 255H116V254H115ZM120 255L122 256V254H120ZM124 255H127V254H124ZM124 255H123V256H124ZM216 255H217V254H216ZM238 255H239V254H238ZM257 255H258V254H257ZM49 256H50V255H49ZM49 256H47V257L49 258ZM69 256H70V255H69ZM86 256H87V255H86ZM86 256H85V257H86ZM90 256H91V255H90ZM93 256H94V255H93ZM96 256H97V255H96ZM98 256H99V255H98ZM141 256H142V255H141ZM203 256H204V255H203ZM228 256H229V255H228ZM248 256H250V255H248ZM4 257H5V256H4ZM7 257H8V255H7ZM39 257H40V256H39ZM70 257H72V256H70ZM82 257H84V255H83ZM85 257H84V258H85ZM108 257H110V256L108 255ZM111 257H112V256H111ZM164 257H165V256H164ZM188 257H189V256H188ZM240 257H241V256H240ZM251 257H252V256H251ZM254 257H256V256H254ZM8 258H9V257H8ZM30 258H31V257H30ZM36 258H37V257H36ZM41 258H42V257H41ZM67 258H68V257H67ZM84 258H83V260H84ZM90 258H91V257H90ZM93 258H95V257H93ZM113 258H114V257H113ZM116 258H117V257H116ZM181 258H182V257H181ZM197 258H198V257H197ZM207 258H208V257H207ZM16 259H17V258H16ZM31 259H32V258H31ZM81 259H82V258H81ZM120 259H121V258H120ZM202 259H203V258H202ZM227 259H228V258H227ZM247 259H248V258H247ZM254 259H255V258H254ZM257 259H258V257H257ZM0 260H1V259H0ZM25 260H26V259H25ZM52 260H53V259H52ZM85 260H86V259H85ZM100 260H101V259H100ZM106 260H107V259H106ZM112 260H113V259H112ZM112 260H111V261H112ZM124 260H125V259H124ZM168 260H169V258H168ZM191 260H192V259H191ZM215 260H216V259H215ZM258 260H259V259H258ZM32 261H34V260H32ZM36 261H37V259H36ZM40 261H41V260H40ZM49 261H50V260H49ZM87 261H88V260H87ZM93 261H94V260H93ZM101 261H102V260H101ZM189 261H190V260H189ZM197 261H198V260H197ZM199 261H201V260L199 259ZM218 261H219V259H218ZM224 261H225V260H224ZM230 261H231V260H230ZM235 261H236V260H235ZM240 261H241V260H240ZM250 261H251V260H250ZM13 262H14V261H13ZM23 262H24V261H23ZM43 262H44V261H43ZM71 262H72V261H71ZM79 262H80V261H79ZM112 262H113V261H112ZM112 262H111V263H112ZM115 262H117V261H115ZM122 262H123V261H122ZM122 262H121V263H122ZM163 262H164V261H163ZM168 262H169V261H168ZM206 262H207V261H206ZM261 262H262V261H261ZM27 263H28V262H27ZM35 263H36V262H35ZM35 263H34V264H35ZM38 263H39V262H38ZM83 263H84V262H83ZM83 263H82V264H83ZM87 263H88V262H87ZM119 263H120V262H119ZM174 263H175V262H174ZM192 263H193V262H192ZM198 263H200V262H198ZM201 263H202V262H201ZM201 263H200V264H201ZM3 264H4V263H3ZM17 264H18V263H17ZM40 264H44V263L41 262ZM70 264H71V263H70ZM80 264H81V263H80ZM93 264H95V263H93ZM103 264H104V263H103ZM106 264H107V263H106ZM108 264H109V263H108ZM113 264H114V263H113ZM116 264H117V263H116ZM122 264H123V263H122ZM125 264H126V263H125ZM136 264H137V263H136ZM206 264H207V263H206ZM213 264H214V262H213ZM215 264H216V263H215ZM252 264H253V263H252Z\"/></svg>", "mask_w": 264, "mask_h": 264}, {"label": "built area", "instance_id": "2783aa9c", "mask_svg": "<svg viewBox=\"0 0 264 264\" xmlns=\"http://www.w3.org/2000/svg\"><path fill=\"white\" fill-rule=\"evenodd\" d=\"M201 106L204 108L206 106L205 101L201 103ZM254 133L252 132H245L243 135V144L245 147H250L254 144Z\"/></svg>", "mask_w": 264, "mask_h": 264}]
</instances>
